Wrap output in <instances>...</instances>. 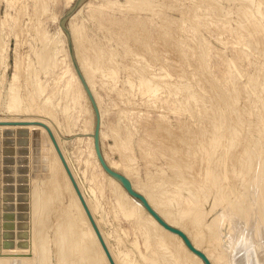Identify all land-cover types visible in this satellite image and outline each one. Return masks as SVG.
Listing matches in <instances>:
<instances>
[{
    "label": "rangeland",
    "instance_id": "rangeland-1",
    "mask_svg": "<svg viewBox=\"0 0 264 264\" xmlns=\"http://www.w3.org/2000/svg\"><path fill=\"white\" fill-rule=\"evenodd\" d=\"M47 1H46L47 10H45L46 7L39 6L36 3L37 1L35 2V0H0V122H4V120H8L7 118H9L13 115V114L8 112V109L6 107V101H7L8 95L10 93L9 92L10 89H11V92H14V88H15V92H16V90L18 91L17 92L18 97L19 98L21 97V100H23L20 102V103L24 102L21 104L20 108L21 109L29 108V111H31V112H28L25 114L23 112L17 113L18 118H20L21 121L26 120V119L31 118V117H33L35 119H39L41 117V115L39 113L36 114V113L32 112V110H34L36 106L40 105L43 102L45 96L48 95L52 90L58 89V91L61 92L64 89L63 84H64V81L67 78L68 74L67 73L63 74V72H64L65 68H68L67 67L68 61L65 58L63 59V54L58 50L59 48H57L58 45L56 46L52 42L51 43L47 42L48 44L45 42V45L42 46L44 44V41H41V40L43 38L42 35H47L50 37L54 35V33L57 31V26H59V20L66 13V11H68V9L71 8V6L75 3L76 0H70V1H72V3L67 8L64 5L65 0L64 1L63 0L62 1L61 0H59V1L58 0H54V1L53 0H47ZM84 1H83L84 3H82L81 5L85 4L88 0H84ZM137 1H139V0H137ZM148 1L149 0H147V1L142 0L137 4L139 7H143V8H138L137 5H136L137 7L135 6L136 7L135 8L134 7L135 4L132 5L133 8H130L129 6L127 7V5H128L127 0H89L90 5L94 8L96 7V10L92 11L89 14L87 12L88 10H86V8L84 7L82 9L80 15L78 16V22L79 23L81 22L80 24H82V30H83V31L81 30V32L83 33V34L81 33L82 34L81 36H82L83 44L85 47V49H84L85 53L84 54L87 55V57L90 55V58L92 57L91 59H93V58L97 59V57L94 56V54L97 53L96 55H98V60H95V61H97L99 63L96 64V62H94V59H93L92 61L95 63V66H93L94 63H92L91 66H93V71L95 73L93 75V77H94L96 91H97L98 96L101 100L102 106L107 110L106 111L107 112L106 117H105V123L109 126L108 131H107L108 136H106L105 139L103 138V141L101 142V144L103 146L100 144L103 148V152L105 153V155L110 160L116 161L117 163L119 161L120 162L119 164H121L120 166H122V168H124V167L126 168V166H127L128 169L130 168L131 171L133 170V172H131V173H133L132 174L133 179L137 180V182H140V184H142V183L145 184V186L149 187L148 189H152V192L154 191L156 193V195L159 194L158 197H160V198L162 197L161 198L162 202L164 204L168 203L165 205L163 204L164 205L163 209L165 210L167 208L168 210L166 209V211L169 213H171L173 210L174 214L171 213L172 215H169V216H173V215L178 216L177 223L181 220L184 221L183 219H179V218L183 217L185 219V216H187L186 217L187 220L185 219L186 221H184L185 223L187 221H188L187 223H189L190 220H191V222L194 221L196 218L195 215L196 216L198 215L197 218H199V216H202V217H200V219L196 218L198 221L201 220L200 225H198L199 223L197 220H195V222H197V224L192 222L190 224H185V225L190 226V228H188V226H187L188 230L192 229L191 231H188V232H193L195 230L194 228H197V230L200 229V231L195 230L198 233L194 232V234H198L196 236L199 237V232L203 233V234L202 233L200 234V236L202 235L201 237H203L201 239H203V241H205V243L203 242L204 245H202V246L211 248L210 245L212 247H213L214 243H215L214 246L217 245L216 247H218V248H216V249L214 248L215 250H213V252L217 250L215 254H218V256H219L218 258H220V260H221V257L219 254V253H221L222 258H223L222 260H225V261H223V262L220 261V263H219L218 262L219 259L216 256H212V255H214V253L212 254V252H209V253H211L212 258L215 257L218 260V261L217 260L214 261L213 262L214 264H221V262H222V264H229V263L232 264L238 257H240V258L237 260L241 259L240 261L246 262L243 264H251V263L252 264H263L264 263V245H263V243H264V205H263L264 204V199H263L264 198V182H263L264 181V175H263L264 174V171H263L264 170V139H263L264 138V85H263L264 84V82H263L264 81V79H263L264 78V75H263L264 72H262V71H264V69H263L264 65L263 66H261V65L264 64V60H263L264 59V51H263L264 50V40H262V38L264 39V35H263L264 33H262L264 30V25H263L264 21H262V20H264V0H261V1H259V0H240V1L239 0H232V3L234 5L231 4V2H230L231 0H229V1L226 0L229 3V4L227 3V5H225L226 2L223 3V1H225V0H205V1L204 0H186V1L180 0L181 2H179L178 0H174V1H176V4L172 0H170V1L169 0H162V1L161 0H153V1L150 0V1H152L151 3H149L150 1L149 2ZM233 1H235V2H233ZM241 1H242V3H241ZM144 2H146V4H143ZM155 2L158 3L157 9L153 8L156 5V4H154ZM173 2H174V4H173ZM246 2L249 3V4H247L248 6L246 5L248 8L246 6H244ZM254 2H256V4ZM160 3L167 5V6H164V5L159 6V5H161ZM113 4H116V5H113ZM147 4H148V6H147ZM172 4L174 5V7ZM178 4H182V6L178 5ZM81 5L79 7H81ZM109 5L111 8L109 7ZM117 5L118 6L120 5V7H118ZM142 5H145V7ZM150 5H152V6H150ZM157 5H156V7H157ZM231 5H233V6H231ZM98 6H99V8H98ZM163 6H164V10H161V8H163ZM237 6L238 7L242 6V7H240V9H236V12H235L234 7L237 8ZM23 7H25V9L26 8L27 9L25 10ZM146 7L147 8L149 7V8L146 10L145 9ZM159 7H160V10H158ZM245 7H246V9H245ZM41 8H43V9H41ZM100 8H102V9H100ZM137 8L140 10H138ZM175 8H177V9H175ZM189 8H191L193 11ZM202 8H203V10H202ZM242 8H244L245 10ZM125 9L131 10V13L129 10L125 11ZM136 9H137V13H135ZM141 9H142V11H141ZM133 10H134V12H132ZM223 10L225 11L226 15H225ZM228 10H229V12H228ZM248 10H249V12H246ZM251 10H253V11L251 12ZM44 11L48 12V13L46 12L47 15H44ZM122 11H124V12H122ZM161 11H163V13L160 14ZM209 11H211L213 13H211ZM240 11H242L243 14ZM139 12H142V13H139ZM191 12H192V14H191ZM250 12L252 13V15ZM40 13H41V15H40ZM216 13H217V15H216ZM228 13H230L229 14L230 16L227 15ZM249 13H250L252 19H251L250 15L248 16ZM152 14H154V15H152ZM194 14H196V16H194ZM206 14H207V16H206ZM50 15H54V17L57 15L56 16V17H58L57 23L55 22V20H52V16H50ZM137 15H139V16H137ZM150 15L153 17L151 18ZM187 15H188V17H191L190 15H193L192 18H194V19L189 18V20L190 19H191L190 21L193 20L194 25L190 21H188V17L187 18L183 17L184 19H182L181 16H187ZM243 15H244V17H243ZM254 15H255V17H253ZM40 16H42V17H40ZM88 17L91 19H89ZM44 18H47V20ZM96 18L98 21L96 20ZM210 18H213V19H210ZM218 18H220V19H218ZM216 19H217V21H216ZM225 19L228 21H225ZM249 19H251V20L249 21ZM257 19L261 20L260 22H262L261 23L262 26L260 25V23L258 22L259 20H257ZM37 20L39 21V23L41 21V23H40L41 25L38 24ZM202 20H203V22H202ZM220 20H221V22H220ZM253 20H255V22ZM124 21H125V23H124ZM187 21L189 24H187ZM180 22L183 25L182 24L180 25ZM194 22L197 25H195ZM218 22H219V25H217ZM224 22H225V24H224ZM246 22H247V24H246ZM108 23H109V26H108ZM138 23L141 25V27ZM190 23H191V26H190ZM208 23H210V24H208ZM239 23H241V24H239ZM244 23L246 24V26ZM248 23H250V24H248ZM255 23H257L259 25L255 24ZM36 24H37V26H36ZM173 24L176 27L173 26ZM215 24H216V26H215ZM221 24H222V26H221ZM227 24L229 25V29H228ZM235 24H237V25H235ZM242 24H244V25H242ZM12 25L14 26V28H12L13 27ZM66 25H67V23H66ZM102 25H105L104 28ZM165 25H166V28H165ZM187 25L189 26V28L187 27ZM255 25H257V27H260V28H258L259 31L255 30V29H257V28H255ZM178 26H181V27L178 28ZM195 26H196V28H194V29L197 32L194 31V29L190 30V28L195 27ZM204 26H208L209 28L204 27ZM214 26L217 27L219 30H217V28H215ZM16 27L18 28L17 31L15 29ZM120 27H121V29H120ZM134 27H138V28L134 29ZM157 27L159 29H157ZM162 27L165 29V31H163ZM235 27L238 29H235ZM250 27H251V30L250 29L248 30V28H250ZM59 28H60V26H59ZM177 28L181 29V30H177ZM24 29H25L26 33H24L25 32ZM60 30H61V28H60ZM108 30H109V33H108ZM158 30L160 31V33L158 32ZM227 30H228V33H227ZM242 30H243V32H242ZM252 30L254 32L257 31L258 34H257V32H255L257 34V35H255V33ZM42 31H43V33H42ZM105 31H107V32H105ZM135 31H136V33H135ZM138 31H141L142 33L138 32ZM162 31L164 32V34ZM16 32H18V33H16ZM61 32H62V30H61ZM117 32H118V34H117ZM161 32L163 35L166 36V38H165V36H163L161 34ZM190 32H192L193 34ZM239 32H240V34H242L241 38H240ZM248 32L250 34H248ZM251 32H253L254 35H253V33L251 34ZM106 33H108V34H106ZM144 33H145V35H144ZM153 33L155 35H153ZM126 34H128L127 38H126ZM169 34L171 37L169 36ZM185 34H190L193 37H191L190 35L186 36ZM63 35H64V33H63ZM83 35H85V36L83 37ZM25 36H26V38H23ZM38 36L40 37L41 40L39 39ZM141 36H143L144 38L143 37L141 38ZM160 36L162 37L163 40L159 39ZM246 36H247V38L243 39V37H246ZM248 36H249V38H248ZM70 37H71V35H70ZM237 37H239V38H237ZM64 38H65L68 57H69L71 66L73 68L65 35H64ZM85 38H87V39L85 40ZM124 38H125V40H124ZM130 38L133 41H131ZM145 38L148 40H146ZM258 38H260V39H258ZM108 39H109L110 43L106 42V41H108ZM126 39H128V41ZM238 39H240V40H238ZM246 39H248V41ZM39 40H40V44H38ZM84 40L85 41L89 40V41L84 43ZM134 40L137 42L135 43ZM159 40H162L164 42L159 41ZM237 40H238V42H237ZM34 41L36 43H34ZM126 41H127L128 45H125ZM146 41H147V44H150L149 46L147 45L148 47L146 46L147 48L150 49V47L153 45L152 48L155 47L156 49L151 48L150 49L151 51L149 49L144 50L145 48L142 45L145 46ZM186 41H188V42L186 43ZM203 41H204V43H203ZM92 42L95 45H93ZM240 42H242L243 44ZM245 42L246 43L248 42L249 46H247L248 43L246 44ZM41 43H42V45H41ZM89 43L92 45H90ZM163 43H165V44H163ZM239 43L243 46H241ZM21 44H22V47H21ZM49 44H52V47ZM53 44L55 45V48H54ZM139 44L140 45L142 44V45L140 46ZM201 44H203V45H201ZM235 44L236 45L238 44L240 46L237 45V47H236ZM259 44H261V45H259ZM34 45H35L36 50L33 49ZM162 45L165 47H163ZM185 45L187 47H184ZM198 45H200V46H198ZM72 46H73V43H72ZM91 46H93V50L90 49V48H92ZM126 46H127V48H125ZM178 46H180V48ZM191 46H192V49H190ZM246 46L248 47V49L245 48ZM44 47H46L47 49ZM94 47L96 48V50ZM141 47L144 49H142ZM255 48H257L258 51ZM40 49H42V50H40ZM52 49H53L54 53L51 52ZM106 49H108V51ZM115 49H116V51H115ZM123 49L126 51H124ZM135 49H137V50H135ZM165 49H166V51H165ZM236 49H238V50H236ZM49 50H51V51H49ZM73 50H74V48H73ZM138 50H142V51H138ZM147 50L150 52H152V51L153 52L150 54V52L147 53ZM192 50H193V52H192ZM39 51H40V53L41 52H45V53H41V54H43V57H42L43 63L42 64L39 63V65H38L35 62L37 61V58H39L38 57L39 55L42 56L41 54L37 53ZM90 51H92V53H93L92 56H91L92 53ZM93 51H96V52H93ZM113 51H114V53H113ZM127 51H129V52H127ZM177 51L179 54L177 53ZM203 51H205V52H203ZM245 51H246V56L242 55L245 53ZM124 52H126V53H124ZM73 53L75 55V51H73ZM88 53H90V54H88ZM103 53L106 54L105 55L106 57L104 56ZM131 53H133L134 55H132ZM146 53L148 55H152V56L151 57L147 56ZM257 53H258V55H257ZM32 54L36 58H33L34 56H32ZM53 54L55 56L56 55L57 56L55 57V56H53ZM126 54H127V56H126ZM197 54H199V55H197ZM204 54H206V55H204ZM18 55L21 57V59L19 58ZM25 55H26V57H25ZM99 55L101 56V58L103 57L102 61L99 60V59H101V58H99L100 57ZM181 55L183 56V58L181 57ZM192 55H194V56L192 57ZM109 56H110V59H109ZM179 56H180V58H179ZM242 56L249 59V62L247 59L243 58ZM53 57H55V58H53ZM260 57H262V58H260ZM16 58H17V60H16ZM25 58H27V59H25ZM104 58L108 59V60H105ZM112 58H114L113 61H111ZM19 59L21 60L22 64L20 63V61H18ZM164 59H166V60H164ZM191 59H193V60H191ZM200 59L201 60L203 59V62H205V63H203ZM223 59H225V61L226 60L227 61L225 62ZM52 60H54V61L52 62ZM59 60L63 61V62L61 63ZM75 60L77 61L76 58H75ZM231 60H232V62H231ZM108 61H110L112 63H110ZM142 61H144V62H142ZM184 61H186V63ZM18 62L20 63L21 67L19 66ZM30 62H32V64ZM59 62H60V64H58ZM105 62L108 63V65ZM113 62L115 63V65L113 64ZM26 63H27V66L29 64L28 68L26 66ZM90 63H91V60H90ZM189 63H190V65H189ZM232 63L234 65H232ZM16 64H18V66H19V68H21L22 72L20 70L18 71L19 68L16 66ZM46 64L47 65L50 64V65H48V67H47ZM51 64H53V66ZM61 64H62V66H61ZM77 64H78V62H77ZM99 64L101 67L97 66ZM138 64H140V66ZM198 64H199V66H198ZM205 64H206V66H205ZM227 64H229V65H227ZM250 64H252V65H250ZM255 64H257V65H255ZM30 65L31 66L33 65L32 67L34 69H32ZM187 65H188V67H186ZM201 65L203 66V68ZM40 66H41V69H40ZM59 66H60V68H59ZM96 66H97V69H99L98 70V72H100L99 74L103 73L102 77L98 76L99 75V74H97L98 72L96 73V71H97ZM112 66H114V67L117 66V67H115L116 69H113V71H112ZM44 67H45V69H44ZM51 67H52V69H51ZM228 67L229 68L231 67V70ZM16 68H17V72H16ZM25 68H27V69L25 70ZM29 68H31L32 70ZM121 68H122L123 72L121 71ZM140 68H141V70H140ZM199 68H200V71H199ZM261 68H262V70H261ZM37 69H38V72H36ZM125 69H127V70L125 71ZM130 69H132V70L130 71ZM182 69H183V71H182ZM227 69L229 72L227 71ZM42 70H43V72H42ZM73 70H74V68H73ZM103 70H107V71H103ZM142 70H144V71H142ZM33 71L35 72V74ZM109 71H110L109 75L112 76L111 77L112 80H113V76H114L113 82L110 79L108 73H106ZM190 71H191V73H190ZM19 72H21V73H19ZM74 72H75V70H74ZM114 72L117 73V75H115ZM200 72H202V73H200ZM227 72L230 73V75L226 74ZM251 72H252V74H250ZM261 72H262V74H261ZM18 73H19V75H18ZM37 73H39V74H37ZM15 74L18 75L19 78ZM36 74L38 75V77L36 76L37 78L34 77ZM60 74H63L62 75L63 77H59V76H61ZM183 74L185 76H187L189 74L188 76H190V77L187 76L188 78L187 77L185 78V76ZM259 74L262 75L263 78H260L261 76ZM20 75H22L21 78H20ZM57 75H59V76H57ZM104 75L108 76L109 78L108 77L106 78ZM135 75L137 76V78L135 77ZM14 76H16V78H14ZM54 76L55 77L57 76L60 78L58 80L59 82L55 80ZM128 76L130 77V79L134 83H132L131 80L130 81L128 80L129 79ZM195 76H197V77H195ZM221 76H222V78H221ZM229 76H231V77H229ZM125 77H127L128 82H126ZM131 77L132 78L134 77L133 78L134 80ZM165 77H167L168 79H166ZM192 77H194L193 78L194 80L192 79ZM202 77L204 78L205 81L203 80ZM219 77H220V80L218 79ZM32 78H34V79L31 81ZM51 78H52V80H51ZM117 78H118V80H117ZM138 78H139V80H136ZM147 78H148V80H147ZM181 78H182V80H181ZM15 79H17V80H15ZM96 79H98V80H96ZM115 79L117 80V82ZM201 79H202V82H200ZM191 80H192V82H191ZM214 80H215V82H213ZM257 80H259V82ZM16 81H17V83H15ZM24 81H26V82H24ZM101 81L103 83H105V87ZM12 82H13V84H12ZM19 82H20V84H18ZM115 82H116V84H115ZM136 82H138L137 85H136ZM216 82H217V84L218 83L219 84L217 85ZM23 83H24V85H23ZM31 83H32V85H27V84H31ZM38 83H40V85L43 86L44 91H43V93H41L42 95L41 94H39V96L36 95L37 97H39V99L37 98L34 100L35 90H33V89H36V86ZM99 83H100V86H98ZM108 83H110V84L112 83L111 86H109L110 84H108ZM15 84L17 86H15L14 88H11ZM107 84H108V86H106ZM113 84H115V85H113ZM126 84L127 85L129 84V85L127 86ZM181 84H184L186 87H184ZM34 85H35V87H34ZM130 85H131V87H130ZM174 85H175V87H174ZM207 85H209L210 87ZM261 85H263V86H261ZM112 86L114 88L110 91ZM162 86H163V88H162ZM168 86H169V88H168ZM172 86H173V88H172ZM200 86L203 88V90ZM129 87H130V89H129ZM187 87H189V88H187ZM190 87H191V89H190ZM253 87H254V90L252 89ZM22 88H25V90H23ZM126 88H127V90L124 91V89H126ZM155 88H157V90H159V91H157ZM185 88L188 90H186ZM261 88H263V89L261 90ZM120 89L121 90L123 89L122 91L125 92L128 96L125 93L124 94L121 92L119 93V91H121ZM218 89L220 91H218ZM233 89H236L235 90L236 92H233ZM244 89H245L246 93L243 92ZM153 90L155 92H153ZM185 90H186V92H185ZM24 91H26V92H24ZM253 91H254V94H253ZM259 91H260V93H259ZM193 92L195 93L194 96H193ZM31 93H33V94H31ZM198 93L200 96L198 95ZM210 93L213 95L215 94V95L213 96ZM244 93H245V95H243ZM247 93H250V94L247 95ZM222 94H223V96H222ZM123 95H124V97H121L122 99H120L119 97L123 96ZM185 95H188L189 98ZM117 96H119V97H117ZM217 96H218V98L216 99ZM219 96H220V98H219ZM252 96H253V98H252ZM258 96H259V98H258ZM25 97L28 98L29 101H26L28 99L25 100ZM195 97H196V99H195ZM190 98H192L191 99L192 102L190 101ZM237 98H239V99H237ZM247 98L248 99L250 98V99L247 100ZM187 99H188V103L186 102ZM200 99H202V100H200ZM255 99H258V100H255ZM219 100H220V102H218ZM37 101H38V103H37ZM174 101H176V102L179 101V102L176 103ZM184 101H185V103H184ZM222 101H223V103H222ZM173 103H174V108L172 105ZM225 103L226 104L229 103V104L226 105ZM62 104L63 103L60 102V104L57 106V108H55L56 112L58 111V109L61 106H63ZM193 104H194V106L192 107ZM113 105H114V107H113ZM196 105L198 108L196 107ZM224 105H226V106H224ZM185 106L186 107L189 106L190 108L187 107L189 110ZM216 107L220 108V110ZM216 109H218V110L216 111ZM224 109H225V111H224ZM228 109H230V110H228ZM177 110H179V111H177ZM198 110L199 111L201 110V111L198 113ZM182 111H184L185 113ZM190 112L192 113V115ZM200 113L202 114V116ZM123 114H124V116H122ZM72 115L75 116V113H72ZM87 116H88L87 114L79 116L77 123H80L82 121V119L84 117H87ZM199 116H200V118H199ZM58 117L61 120L62 117L60 116V114H58ZM261 117H263L262 118L263 121H261ZM119 119H122V120H119ZM14 120H19V119H14ZM115 122H117V123H115ZM179 123H182L183 125L179 124ZM117 124H118V126H117ZM0 126H3V125H0ZM161 126H162V128H161ZM163 126H165V127H163ZM22 127H24V126H22ZM151 127H152V129H151ZM168 127L171 129H169ZM13 128L14 127H11L10 130H5V129H3L2 131L0 130V260H1L0 262L2 264H7V262H8V264H9V262H10V264H14V263L15 264H44V263L45 264H73L76 261L74 264H77V263L78 264H92V263L100 264L103 261H101L102 260L101 258H99L100 261H99V259H96V257L98 258V256H97V254L96 255L94 254L95 249L91 245H90L91 247L89 246L90 242L88 241V239L85 236L86 232H85V230H83V226H82L83 224L82 223H79L80 225L78 224V222H77L78 220H76L74 217L73 209L71 208V206L68 207L71 204V202L69 203L70 197H69L68 192L66 190L64 191V189L61 185V182H62L61 179L59 177H56L55 181L57 180V183H55V181H53L51 183H54V184H52V186L50 185L51 184L49 181L50 179L47 176V175H49V173H48L49 171H47L48 169H47V165H46L48 160H47L46 155L41 154V152L44 153L42 151L43 140L40 137H38L39 138L38 140H37V138H34V142H32L33 140L32 141L30 140L29 133L27 131L20 130L19 128L13 130ZM129 128H130V130H129ZM261 128H262V130H261ZM114 129H116V131L118 130L117 133H119L120 135L117 134ZM150 130H151V132H150ZM159 130H161L163 133L160 132ZM113 131L115 132V134ZM158 131H159V133H161L160 135H159ZM168 131L170 132L169 136L167 134V133H169ZM257 133L261 134V135H258ZM156 135H159V136H156ZM153 136H154V138H153ZM170 137H171V139H170ZM74 138H75V135H70L68 137V139L67 138L65 139V141H66V143H64L65 144V152H66L71 164L73 165V168H75V170L77 169L76 171L78 173L79 180L82 181L85 192L90 193V191H91L90 189H92V190L96 189V186H94L92 184V182L88 181L89 180V174H90L89 172L91 171V166L89 164H87V162H86L87 160H85L88 158V149H85L86 148L85 143L77 144L75 142ZM127 138H129L130 140H128ZM257 138H259V139H257ZM73 139H74V141H73ZM156 139L159 141H157ZM35 140H37V141H35ZM177 140H178V142H177ZM260 140H263V141H260ZM160 141H161V145L159 144ZM166 141H169V142L166 143ZM38 142L39 143L41 142V143L39 144ZM75 143H76V146H75ZM172 143H174L176 145H173ZM179 143L181 145H179ZM32 144L35 146H33ZM242 146L243 147L246 146V147H244V149H243V148H241ZM34 147H36L37 149ZM167 147H170V148H167ZM238 147H240V148H238ZM139 148L141 149V151ZM39 149H41V150H39ZM76 150H77V152H76ZM261 150H262V152H261ZM38 151H39V153H38ZM141 152H142V154H141ZM143 152H144V155H143ZM157 152H159V153H157ZM161 155H162V157H161ZM39 157H40V162H39ZM149 157L151 159H149ZM43 158L45 160H43ZM120 158H121V160H120ZM128 159H131V160H128ZM166 159H169V160L166 161ZM171 160L174 161L173 164H172L173 161H171ZM133 161L136 163V166H135V163H133ZM82 162H84V164ZM183 162H184V164H183ZM123 163H125V164H123ZM132 163L135 166V168L132 167L133 165L131 166ZM145 164H147V165H145ZM83 167H85V168H83ZM136 168H138V169H136ZM180 168H182V169H180ZM134 169H136L135 172H134ZM160 170L162 171V173ZM136 171H138L137 173H139V174H137ZM260 173H262V174H260ZM136 175L138 176V178ZM135 176H136V178H135ZM160 177L162 178V180ZM163 177L165 178V181H164ZM185 177H187V178H185ZM147 179H148V181H147ZM261 179H262V181H260ZM158 180L162 183H160ZM255 181H257V182H255ZM88 182H89V185H88ZM158 182H159V184H158ZM102 183L103 184L101 185V188H99V189L97 188V191L99 192L101 189V190H103V192L100 191L102 193L99 192L100 194L98 196V192L95 191L97 203H98V205H100V206L97 205L98 209L100 210V208L102 207L101 208L102 211L98 210V215L103 218V221H104V225L102 222L103 230L105 232L106 231L109 232V234H110V236H109L110 245L113 247L114 250L117 251L119 249L118 251L121 252V254H120L121 260L123 262L129 261L130 264H133V263L134 264H144V263L145 264H148V263L154 264L155 261H153V259L150 261V259L152 258V256L154 258H156L155 256H157L159 259L156 258V261L158 262V260H161L160 262H158L160 264H173V261L176 264V262H175L176 258L175 257L177 254L176 251H178V249H176V251L174 252L175 255L173 253L174 249L173 248L171 249L172 250L171 253H173L172 255H174L175 257L170 255L171 254L169 252L170 249L167 248V247L171 248V246H169L170 243H168V242L164 243L162 241V239H160L158 237L160 239V240H158L159 246L161 245L160 247H162V248L157 247L158 245H154V244H155V241L157 244H158V242L155 239V237H154L155 240L153 239V237H152L153 240L151 239V235H150L151 233L150 232L148 234L146 229L140 231V229H138L136 227V224L135 223L133 224V221L130 219L128 220L127 218H125L127 220H124V218H122L124 215H121V213L124 214L123 210L117 205V201H116L117 197L116 196L114 197V193H113V195H111L112 194L111 191H110L111 194L109 193V189H107L108 187L105 185V181H103ZM57 184L59 185V188H60L59 192L61 194L59 192H57V189L55 188V185H57ZM154 184H156V185H154ZM53 185H54V188H51V187H53ZM151 185L152 186L154 185V186L152 187ZM158 185H161V186H158ZM43 186H44V188H43ZM92 186H94V187H92ZM255 186H257V187H255ZM61 187H62V189H61ZM154 188L157 191L153 190ZM60 190H62V192ZM51 191H53L54 194ZM158 191L160 193H158ZM165 191H168V192L166 193ZM175 191H177V192H175ZM165 193H166V195H165ZM170 194H171V196H170ZM61 195H63L64 198ZM66 195H67V197H66ZM162 195L164 196L165 199L163 198ZM174 196H175V198H174ZM47 197H48V199H46ZM100 197H102V198H100ZM172 197H173V199H171ZM57 198H60V200ZM113 199H115V200H113ZM182 199L184 202L182 201ZM195 201H199V202L196 203ZM261 201L263 203H260ZM66 202H67V204H66ZM175 203H177L178 205ZM184 203L187 205V208L185 207L186 205ZM195 204H197V206ZM243 204H244V206H243ZM166 205H169L170 207L169 206L166 207ZM191 205H192V208L195 207L194 208L195 210H193V209L190 210L191 212L193 211L192 214H191V212H189V215L188 214L186 215V213L189 211V208H191ZM110 206H111V208H110ZM174 206H175L176 211L173 208ZM177 206H180V207H178L179 209L176 208ZM115 207L117 209L120 208V210H117ZM184 207H185V210H184ZM62 208H64V209H62ZM112 208L114 209L113 211H112ZM233 208H234V210H233ZM65 209H67V211ZM69 209H71V210L69 211ZM186 209H188L187 212H186ZM196 209H197V211H196ZM237 209H239V210H237ZM183 210H184V212H183ZM228 210H230V211H228ZM120 211H122V212L120 213ZM179 211H181L183 213H181V212L176 213ZM63 212H65V213L67 212L66 213V216H67L66 219L64 216L65 213H63ZM229 212L231 215H229ZM71 213H72V217H71ZM99 213H101V215ZM235 213L237 214V217H236ZM242 213H243V215L241 216ZM181 214H182V217H181ZM183 214H184V216H183ZM174 216L172 217V219L176 217V216L175 217ZM229 216L231 217V219H229L230 218ZM234 216L236 218H234ZM73 217H74V220H73ZM232 218H234V220L236 219L238 222H235L236 220L234 221V220H232ZM105 219L107 220V222ZM174 220L176 221L177 219H174ZM74 221H76V222H74ZM181 223L183 224V222H181ZM214 223H215V225H214ZM73 224H75V226ZM110 225H111V228H110ZM194 225H198L199 228L194 226ZM208 225L210 228L208 227ZM71 226L76 227V228H73ZM132 228L136 229V231L139 232V234L137 233V235H136L135 230H132L133 232H130ZM79 229H80V231H79ZM90 229H91V227H90ZM113 229L115 230V234H114ZM184 229H186V227H184ZM204 230H206V231H204ZM207 230H210V231H207ZM119 231H120V233H119ZM78 232H80V233H78ZM83 232H84V234H83ZM92 233H93V231H92ZM141 233H143L142 235L143 236L145 235V236L143 237L141 235ZM208 234H209V236H208ZM78 235H80V236H78ZM206 235H207V237H206ZM133 238H134V240H132ZM145 238L147 239L146 243H149L148 240H150V239L154 242V243H152V241H150L152 243L151 248H149V246H148L151 243H149L147 245L148 247L146 246L147 247L146 249H145V247H144V249L142 248L143 246H141V245H144L143 243L146 240ZM86 239H87L88 243H87ZM60 240H62V241H60ZM237 240H238V242H236ZM249 240H250V242H249ZM81 241L83 242V244ZM160 241H162L163 243L161 242V244H160ZM247 241H248V243H246ZM42 242H43V244H42ZM117 242H118V246H117ZM212 242H214V243H212ZM255 242H257V243H255ZM251 243H253V244H251ZM86 244H87V246H86ZM163 244H164V246L166 244L167 247L164 248L162 246ZM243 244H244L245 249L247 248L249 251V252H247V250H246V252L253 254V255L247 254L245 252V250H242ZM245 244H248V245H245ZM72 245H73V248H72L73 251H71V248H70V247H72ZM98 246H99V244H98ZM74 247H75V249H74ZM88 247L91 249L89 250ZM239 247H240V249H239ZM86 248H88L87 251H86ZM153 248H154V250H153ZM234 248H236L235 250L238 249L236 251V252H239V253H237V255L234 252L235 251ZM249 248H251V249H249ZM255 248H257V249H255ZM156 249H158L157 252H161V253H158L156 255L155 254ZM74 250H75V252H74ZM151 250L155 251V253H154L155 255L150 254L151 257L149 258L148 255H149V252L151 253ZM210 250L212 251V249H210ZM218 250L220 252H218ZM138 251L140 253H138ZM221 251H223V252H221ZM231 252L234 253L235 256L231 255L232 254ZM243 252L247 255L248 261L242 260V259H246L245 256L242 255ZM63 253H64V255H63ZM122 253H124V254H122ZM143 253L148 254L147 255L148 259L144 258L146 256L143 255ZM255 253H258V255ZM79 254L81 255V257ZM93 254L95 256H93ZM178 254H177L178 255L177 260L179 259L181 262L177 261V260L176 261H177V264H179L178 262H180V264H181V263H183L182 261H185L186 259L182 260L183 256H181L180 253H178ZM229 254L231 257L237 256L236 259L230 258ZM67 255H69V256H67ZM249 255H250V257H253V259L250 258ZM171 256H172V259L175 258V260H172ZM243 256H244V258H243ZM255 256H257V257H255ZM83 257H84V259H83ZM93 257H95V258H93ZM161 257H162V259H161ZM163 257L165 258V260H163L164 259ZM123 258L126 260H124ZM140 258H144V259L141 260ZM215 258H213V259H215ZM229 258L231 259V261H229L230 260ZM92 259H96V260H98V262H96V261H95L96 263L92 262L91 261ZM11 260H12V263H11ZM20 260H21V262H20ZM67 260H69V261H67ZM232 260H233V262H232ZM71 261H72V263H71ZM80 261H81V263H80ZM147 261H148V263H147ZM165 261H167L169 263H167ZM187 261H189V260L185 261L186 264L191 263L190 261L189 262H187ZM250 261H251V263H250ZM247 262H249V263H247ZM194 264H195V262H194Z\"/></svg>",
    "mask_w": 264,
    "mask_h": 264
},
{
    "label": "bare ground",
    "instance_id": "bare-ground-1",
    "mask_svg": "<svg viewBox=\"0 0 264 264\" xmlns=\"http://www.w3.org/2000/svg\"><path fill=\"white\" fill-rule=\"evenodd\" d=\"M37 1V2H36ZM46 1L47 0H35V2L39 5V6H41V7H46ZM54 1V0H53ZM59 1V0H58ZM62 1V0H61ZM64 1V0H63ZM140 1H142V0H139V1H135V0H127V7L129 6L130 8H133V6L132 5H134V7L140 2ZM144 1H147V0H144ZM150 1V0H149ZM148 1V2H149ZM153 1V0H152ZM152 1H150L149 3H151ZM162 1V0H161ZM160 1V2H161ZM170 1V0H169ZM172 1H174V0H172ZM171 1V2H172ZM179 2H181L180 0H178ZM186 1V0H185ZM205 1V0H204ZM227 1H229V0H227ZM226 0L225 1H223V3L224 2H226V4L225 5H227V2ZM240 1V0H239ZM238 1V2H239ZM259 1H261V0H259ZM48 2V1H47ZM85 2V1H84ZM83 2V3H84ZM147 2V3H148ZM175 2V4H176V1H174ZM174 2H173V4H174ZM194 2V1H193ZM201 2V1H200ZM231 2V4H233L232 3V0L230 1ZM233 2H235V1H233ZM249 2V1H248ZM53 3V2H52ZM72 3V1H70V0H65L64 1V5H65V7L67 8L70 4ZM109 3V2H108ZM113 3V2H112ZM170 3V2H169ZM168 3V4H169ZM237 3V2H236ZM241 3H242V1H241ZM255 4H256V2H254ZM263 3V2H262ZM125 4V3H124ZM143 4H146V2H144ZM154 4H158V3H154ZM161 5H159V6H162V5H164V4H162V3H160ZM172 4V5H173ZM218 4V3H217ZM229 4V3H228ZM247 4H249V3H245V5L244 6H246ZM251 4V3H250ZM101 5V4H100ZM104 5V4H103ZM106 5V4H105ZM113 5H116V4H113ZM140 5V4H139ZM153 5V4H152ZM152 5H150V6H152ZM156 5L153 7L154 9L156 8H158V5H157V7H156ZM171 5V6H172ZM178 5H181L182 6V4H178ZM194 5V4H193ZM234 5V4H233ZM233 5H231V6H233ZM239 5V4H238ZM112 6V5H111ZM118 6V5H117ZM125 6V5H124ZM138 6V5H137ZM136 6V7H137ZM142 6H144L145 7V5H142ZM147 6H148V4H147ZM164 6H167V5H164ZM164 6H163V8H161V10H164ZM184 6V5H183ZM190 6V5H189ZM209 6V5H208ZM229 6V5H228ZM248 6V5H247ZM246 6V7H247ZM255 6V5H254ZM258 6V5H257ZM263 6V5H262ZM86 8V10H88L87 12L90 14L92 11H95L96 10V7L94 8V7H92L91 5H90V3H89V0L85 3V4H83V5H81V7H79L76 11H75V13H73V15L67 20V28H68V30H69V32H70V35H71V41H72V43H73V48H74V50L73 51H75V58L77 59V62H78V64H79V68H80V70H81V73L83 74V77H84V79H85V81H86V83H87V85H88V87H89V89L91 90V93H92V95H93V97H94V99H95V102L97 103V106H98V109H99V113H100V130H99V139H100V144H101V142L103 141V138L105 139V137L106 136H108L107 135V131H108V128H109V126L105 123V117H106V109L102 106V104H101V100H100V98H99V96H98V93H97V91H96V87H95V82H94V77H93V75L95 74L94 73V71H93V66H95V63L94 62H96V64L97 63H99V62H97V61H95V60H98V55H96V54H94V56H96L97 57V59H94V62L92 61L93 59H91L90 58V55L87 57V55H85L84 53H85V51H84V49H85V47H84V44H83V40H82V32H81V30H82V24H80L79 22H78V16L80 15V13H81V11H82V9L83 8ZM103 7V6H102ZM105 7V6H104ZM109 7H110V5H109ZM108 7V8H109ZM118 7H120V5L118 6ZM135 7V8H136ZM169 7V6H168ZM173 7H174V5H173ZM203 7V6H202ZM240 7H242V6H240ZM240 7H238L237 6V8H235L234 7V9H235V12H236V9H240ZM246 7H245V9H246ZM259 7V6H258ZM257 7V8H258ZM24 9H25V7H23ZM98 8H99V6H98ZM106 8V7H105ZM111 8V7H110ZM138 8H143V7H139L138 6ZM137 8V9H138ZM149 8V7H148ZM147 7L145 8L146 10L148 9ZM166 8V7H165ZM193 8V7H192ZM209 8V7H208ZM226 8V7H225ZM229 8V7H228ZM231 8V7H230ZM248 8V7H247ZM251 8V7H250ZM27 9V8H26ZM25 9V10H26ZM33 9V8H32ZM41 9H43V8H41ZM100 9H102V8H100ZM137 9H136V12L135 13H137ZM152 9V8H151ZM150 9V10H151ZM171 9V8H170ZM175 9H177V8H175ZM189 9H191V8H189ZM207 9V8H206ZM242 9H244V8H242ZM244 9V10H245ZM252 9V8H251ZM255 9V8H254ZM263 9V8H262ZM34 10V9H33ZM45 10H47V7L45 8ZM106 10V9H105ZM127 10H129V9H127ZM126 9H125V11H127ZM135 10V9H134ZM134 10L132 11V12H134ZM138 10H140V9H138ZM153 10V9H152ZM158 10H160V7H159V9ZM185 10V9H184ZM192 10V9H191ZM202 10H203V8H202ZM205 10V9H204ZM211 10V9H210ZM219 10V9H218ZM226 10V9H225ZM230 10V9H229ZM229 10H228V12H229ZM98 11V10H97ZM117 11V10H116ZM119 11V10H118ZM130 11V13H131V10H129ZM141 11H142V9H141ZM193 11V10H192ZM207 11V10H206ZM221 11V10H220ZM224 11V10H223ZM253 10H251V12H252ZM260 11V10H259ZM26 12V11H25ZM43 12V11H42ZM47 11H44V15H47V13H46ZM100 12V11H99ZM122 12H124V11H122ZM146 12V11H145ZM149 12V11H148ZM159 12V11H158ZM157 12V13H158ZM199 12V11H198ZM205 12V11H204ZM209 12H211V11H209ZM216 12V11H215ZM239 12V11H238ZM241 13H242V11H240ZM246 12H249V10L248 11H246ZM250 12V13H251ZM255 12V11H254ZM39 13V12H38ZM46 13V14H45ZM139 13H142V12H139ZM161 13H163V11H161L160 12V14ZM182 13V12H181ZM184 13V12H183ZM211 13H213V12H211ZM224 13H225V11H224ZM240 13V14H241ZM245 13V12H244ZM250 13L248 14V16L250 15ZM180 14V13H179ZM189 14V13H188ZM191 14H192V12H191ZM198 14V13H197ZM230 13H228L227 15H229ZM243 14V13H242ZM241 14V15H242ZM260 14V13H259ZM33 15V14H32ZM40 15H41V13H40ZM43 15V16H44ZM152 15H154V14H152ZM182 15V14H181ZM205 15V14H204ZM209 15V14H208ZM211 15V14H210ZM213 15V14H212ZM216 15H217V13H216ZM215 15V16H216ZM225 15H226V13H225ZM251 15H252V13H251ZM251 15H250V17H251ZM34 16V15H33ZM50 16H52V20H55V22L57 23V21H58V17H54V15H50ZM137 16H139V15H137ZM151 16V15H150ZM156 16V15H155ZM191 17H188V15L187 16H181L182 17V19H184L183 17H188V21H190L191 19H194V18H192V16L193 15H190ZM194 16H196V14H194ZM198 16V15H197ZM206 16H207V14H206ZM230 16V15H229ZM236 16V15H235ZM238 16V15H237ZM39 17V16H38ZM40 17H42V16H40ZM49 17V16H48ZM153 16H151V18H152ZM211 17V16H210ZM219 17V16H218ZM243 17H244V15H243ZM246 17V16H245ZM253 17H255V15L253 16ZM30 18V17H29ZM89 18V17H88ZM157 18V17H156ZM165 18V17H164ZM163 18V19H164ZM189 18H191L190 20H189ZM196 18V17H195ZM199 18V17H198ZM227 18V17H226ZM237 18V17H236ZM239 18V17H238ZM242 18V17H241ZM262 18V17H261ZM35 19V18H34ZM44 19H46L47 20V18H44ZM89 19H91V18H89ZM203 19V18H202ZM210 19H213V18H210ZM218 19H220V18H218ZM224 19V18H223ZM245 19V18H244ZM243 19V20H244ZM251 19H252V17H251ZM251 19H249V21L251 20ZM254 19V18H253ZM29 20V19H28ZM49 20V19H48ZM96 20H97V18H96ZM138 20V19H137ZM160 20V19H159ZM200 20V19H199ZM206 20V19H205ZM204 20V21H205ZM209 20V19H208ZM230 20V19H229ZM246 20V19H245ZM257 20H259L258 22L260 23V25H261V23L262 22H260L261 20L260 19H257ZM98 21V20H97ZM96 21V22H97ZM162 21V20H161ZM183 21V20H182ZM188 21H187V24H189L188 23ZM211 21V20H210ZM214 21V20H213ZM216 21H217V19H216ZM225 21H228V20H226L225 19ZM241 21V20H240ZM247 21V20H246ZM254 22H255V20H253ZM262 21H264V20H262ZM37 22H38V24L39 25H41L40 23H41V21H40V23H39V21L37 20ZM36 22V23H37ZM95 22V21H94ZM140 22V21H139ZM154 22V21H153ZM165 22V21H164ZM167 22V21H166ZM186 22V21H185ZM192 24H193V20L192 21H190ZM196 22V21H195ZM194 22V23H195ZM202 22H203V20H202ZM208 22V21H207ZM220 22H221V20H220ZM124 23H125V21H124ZM137 23V22H136ZM191 23H190V26H191ZM206 23V22H205ZM204 23V24H205ZM252 23V22H251ZM29 24V23H28ZM96 24V23H95ZM100 24V23H99ZM98 24V25H99ZM105 24V23H104ZM139 24V23H138ZM137 24V25H138ZM155 24V23H154ZM153 24V25H154ZM159 24V23H158ZM179 24V23H178ZM182 23L180 22V25H181ZM208 24H210V23H208ZM224 24H225V22H224ZM239 24H241V23H239ZM245 24V23H244ZM244 24H242V25H244ZM246 24H247V22H246ZM246 24H245V26H246ZM248 24H250V23H248ZM255 24H257V23H255ZM135 25V24H134ZM140 25V24H139ZM151 25V24H150ZM167 25V24H166ZM166 25H165V28H166ZM183 25V24H182ZM194 25V24H193ZM195 25H197L196 23H195ZM212 25V24H211ZM214 25V24H213ZM217 25H219V22H218V24ZM228 25V24H227ZM226 25V26H227ZM235 25H237V24H235ZM257 25H259V24H257ZM257 25H255V28H257V29H255V30H257V31H259L258 30V28H260V27H257ZM264 25V24H263ZM13 26V25H12ZM36 26H37V24H36ZM103 26V28H104V26L105 25H102ZM108 26H109V23H108ZM136 26V25H135ZM156 26V25H155ZM173 26H175L174 24H173ZM215 26H216V24H215ZM214 26V27H215ZM221 26H222V24H221ZM254 26V25H253ZM262 26V25H261ZM39 27V26H38ZM37 27V28H38ZM140 27H141V25H140ZM176 27V26H175ZM179 27H181V26H178V28ZM187 27L189 28V26L187 25ZM204 27H207V28H209L208 26H204ZM203 27V28H204ZM244 27V26H243ZM12 28H14V26L12 27ZM20 28V27H19ZM102 28V29H103ZM108 28V27H107ZM116 28V27H115ZM114 28V29H115ZM119 28V27H118ZM117 28V29H118ZM137 29L138 27H134V29ZM163 28V27H162ZM177 28V30H181V29H178ZM194 28H196V26L195 27H192V28H190V30H192V29H194ZM199 28V27H198ZM215 28H217V27H215ZM16 29V31H17V27L15 28ZM41 29V28H40ZM116 29V30H117ZM120 29H121V27H120ZM133 29V28H132ZM157 29H159L158 27H157ZM156 29V30H157ZM168 29V28H167ZM176 29V28H175ZM185 29V28H184ZM228 29H229V25H228ZM231 29V28H230ZM235 29H238V28H236L235 27ZM251 30V27L250 28H248V30ZM37 30V29H36ZM42 30V29H41ZM104 30V29H103ZM125 30V29H124ZM217 30H219L218 28H217ZM223 30V29H222ZM225 30V29H224ZM263 30V29H262ZM24 31H25V29H24ZM31 31V30H30ZM83 31V30H82ZM122 31V30H121ZM142 31V30H141ZM141 31H138V32H141ZM163 31H165V29L163 28ZM162 31V32H163ZM194 31H196L195 29H194ZM193 31V32H194ZM221 31V30H220ZM235 31V30H234ZM253 31V30H252ZM257 31H255V32H257ZM261 31V30H260ZM23 32V31H22ZM36 32V31H35ZM40 32V31H39ZM105 32H107V31H105ZM116 32V31H115ZM123 32V31H122ZM134 32V31H133ZM158 32L160 33V31L158 30ZM162 32H161V34H162ZM179 32V31H178ZM197 32V31H196ZM232 32V31H231ZM230 32V33H231ZM237 32V31H236ZM242 32H243V30H242ZM241 32V33H242ZM254 32V31H253ZM253 32H251V34L253 33ZM254 32V33H255ZM16 33H18V32H16ZM24 33H26V31L24 32ZM42 33H43V31H42ZM82 33V34H81ZM108 33H109V30H108ZM108 33H106V34H108ZM135 33H136V31H135ZM142 33V32H141ZM147 33V32H146ZM186 33V32H185ZM190 33H192V32H190ZM227 33H228V30H227ZM235 33V32H234ZM254 33H253V35H254ZM262 33H264V30H263V32ZM261 33V34H262ZM37 34V33H36ZM40 34V33H39ZM117 34H118V32H117ZM116 34V35H117ZM129 34V33H128ZM128 34H126V38H127V35ZM132 34V33H131ZM134 34V33H133ZM139 34V33H138ZM163 34H164V32H163ZM162 34V35H163ZM193 34V33H192ZM195 34V33H194ZM239 34H240V32H239ZM248 34H250L249 32H248ZM257 34H258V32H257ZM256 33H255V35H257ZM38 35V34H37ZM42 35V34H41ZM40 35V36H41ZM122 35V34H121ZM141 35V34H140ZM143 35V34H142ZM144 35H145V33H144ZM143 35V36H144ZM153 35H155L154 33H153ZM152 35V36H153ZM176 35V34H175ZM186 36L187 35H190V34H185ZM241 35L242 34H240V38H241ZM260 35V34H259ZM264 35V34H263ZM15 36V35H14ZM85 35H83V37H84ZM109 36V35H108ZM136 36V35H135ZM143 36H141V38L143 37ZM163 36H165V35H163ZM169 36H170V34H169ZM191 36V35H190ZM189 36V37H190ZM196 36V35H195ZM39 37V36H38ZM37 37V38H38ZM42 40L40 39V37H39V39L41 40V41H44V44L42 45V43H41V45L42 46H44L45 45V42L47 43V42H52V43H54L56 46L58 45V47L57 48H59L58 50L63 54V59L65 58V59H67V61H68V68H65V70H64V72H63V74L65 73H67L68 74V76H67V78L65 79V81H64V84H63V90L60 92V91H58V89H55V90H52L48 95H46L45 96V98H44V100H43V102L40 104V105H38V106H36L35 107V109L34 110H32V112H34V113H39L40 115H41V117L39 118V119H35V118H33V117H31V118H28V119H26V120H22L23 122H30V123H41V124H44V125H46L48 128H49V130L52 132V134H53V136H54V139H55V141L57 142V145L59 146V149H60V151H61V153L63 154V157L65 158V161H66V163H67V165H68V167H69V169H70V171H71V173H72V175H73V177H74V179H75V181H76V183H77V185H78V187H79V190L81 191V194L83 195V198L85 199V202H86V204H87V207L89 208V211L91 212V215H92V217H93V219H94V221H95V223H96V225H97V227L99 228V231H100V233H101V235H102V237H103V240L105 241V244L107 245V248H108V250H109V252H110V254H111V256H112V258H113V261L115 262V264H130L129 263V261H125V262H123L122 260H121V252L120 251H116V250H114L113 249V247L110 245V243H109V236H110V234H109V232H105L104 230H103V225H104V221H103V218L101 217V216H99L98 215V206H100V205H98V203H97V198H96V193H95V191H97V188L99 189V188H101V185L103 184L102 182L103 181H105V185L108 187L107 189H109V193H110V191L112 192V194L111 195H113V193H114V197L116 196L117 197V205L123 210V213L124 214H122L121 212L122 211H120V213H121V215H124L122 218H124V220H132L133 221V224L135 223L136 224V227L138 228V229H140V231L141 230H144V229H146L147 230V233L149 234V232L151 233L150 235H151V239H152V237H153V239H154V237H155V239L157 240V242H158V244L156 243V241H155V244L154 245H158L157 247H160L159 246V241L158 240H160V239H162V241L165 243V242H168V243H170V245L169 246H171V248L170 247H167L166 246V244H165V246H164V244L162 245L164 248H169L168 250H169V252L171 253L172 252V248L174 249L173 250V253L176 251V249H178V251H176V253L178 254V253H180V255L181 256H183V258H182V260H189L192 264H194V262H195V264H203L202 263V261L197 257V256H195L193 253H191L186 247H185V245L183 244V242L181 241V239L178 237V236H176V235H174V234H171V233H169L168 231H166V230H164L161 226H159L156 222H155V220L141 207V205L137 202V201H135L134 199H132L129 195H127V193L125 192V190L121 187V185L118 183V182H116L115 180H113V179H111L107 174H105L104 172H103V170H102V168L100 167V165H99V163L97 162V159H96V156H95V153H94V149H93V143H92V138H91V134H92V131H93V114H92V110H91V107H90V104H89V101H88V99H87V96H86V94L84 93V91H83V89H82V87H81V84H80V82H79V79H78V77L76 76V74H75V72H74V70H73V68H72V66H71V63H70V60H69V57H68V53H67V49H66V43H65V38H64V35H63V33L61 32V30H60V28H59V26H57V31L54 33V35L53 36H47V35H42ZM171 37V36H170ZM174 37V36H173ZM191 37H193V36H191ZM23 38H26V36L25 37H23ZM31 38V37H30ZM133 38V37H132ZM138 38V37H137ZM144 38V37H143ZM154 38V37H153ZM165 38H166V36H165ZM175 38V37H174ZM237 38H239V37H237ZM244 38H247V36L246 37H243V39ZM248 38H249V36H248ZM87 38H85V40H86ZM104 39V38H103ZM106 39V38H105ZM111 39V38H110ZM131 39V38H130ZM135 39V38H134ZM146 39V38H145ZM158 39V38H157ZM156 39V40H157ZM159 39H162V37L160 36V38ZM180 39V38H179ZM235 39V38H234ZM258 39H260V38H258ZM31 40V39H30ZM40 40H39V42H38V44H40ZM84 40V43L85 42H87V41H89V40H87V41H85ZM124 40H125V38H124ZM127 41H128V39H126ZM146 40H148V39H146ZM155 40V39H154ZM163 40V39H162ZM162 40H159V41H162ZM165 40V39H164ZM174 40V39H173ZM181 40V39H180ZM185 40V39H184ZM191 40V39H190ZM194 40V39H193ZM238 40H240V39H238ZM238 40H237V42H238ZM247 41H248V39H246ZM262 40H264L263 38H262ZM38 41V40H37ZM127 41L125 42L126 44L125 45H128L127 44ZM131 41H133L132 39H131ZM142 41V40H141ZM168 41V40H167ZM235 41V40H234ZM242 41V40H241ZM23 42V41H22ZM97 42V41H96ZM106 42H108V43H110V41H109V39H108V41H106ZM134 42L136 43L137 41H135L134 40ZM145 42V41H144ZM149 42V41H148ZM157 42V41H156ZM162 42H164V41H162ZM180 42V41H179ZM188 41H186V43H187ZM200 42V41H199ZM198 42V43H199ZM236 42V43H237ZM244 42V41H243ZM34 43H36L35 41H34ZM93 43V42H92ZM98 43V42H97ZM113 43V42H112ZM158 43V42H157ZM176 43V42H175ZM192 43V42H191ZM203 43H204V41H203ZM235 43V42H234ZM240 43H242V42H240ZM239 43V44H240ZM246 43V42H245ZM248 43V42H247ZM246 43V44H247ZM17 44V43H16ZM48 44V43H47ZM53 44V46H54V48H55V45ZM90 44V43H89ZM99 44V43H98ZM134 44V43H133ZM163 44H165V43H163ZM184 44V43H183ZM194 44V43H193ZM243 44V43H242ZM254 44V43H253ZM15 45V44H14ZM25 45V44H24ZM49 45H51V47H52V44H49ZM88 45V44H87ZM90 45H92V44H90ZM93 45H95L94 43H93ZM116 45V44H115ZM122 45V44H121ZM140 45V44H139ZM142 45V44H141ZM140 45V46H141ZM150 45V44H147V41H146V45L144 46V45H142L144 48H142V49H144V50H146V49H149V48H147L148 46ZM179 45V44H178ZM201 45H203V44H201ZM236 45V44H235ZM238 45V44H237ZM237 45H236V47H237ZM241 45V44H240ZM240 45H238V46H240ZM259 45H261V44H259ZM41 46V47H42ZM147 46V47H146ZM153 46V45H152ZM152 46L150 47V49L152 48ZM156 46V45H155ZM163 46V45H162ZM198 46H200V45H198ZM205 46V45H204ZM241 46H243V45H241ZM247 46H249V43H248V45ZM245 47V48H247L248 49V47ZM252 46V45H251ZM21 47H22V44H21ZM30 47V46H29ZM38 47V46H37ZM48 47V46H47ZM89 47V46H88ZM92 48H90L91 50H93V46H91ZM100 47V46H99ZM105 47V46H104ZM163 47H165V46H163ZM174 47V46H173ZM179 48H180V46H178ZM184 47H187L186 45L184 46ZM196 47V46H195ZM255 47V46H254ZM253 47V48H254ZM258 47V46H257ZM44 48H46V47H44ZM56 48V49H57ZM95 48V47H94ZM110 48V47H109ZM125 48H127V46L125 47ZM200 48V47H199ZM198 48V49H199ZM202 48V47H201ZM250 48V47H249ZM261 48V47H260ZM21 49V48H20ZM30 49V48H29ZM28 49V50H29ZM34 50H36L35 49V45H34V48H33ZM39 49V48H38ZM43 49V48H42ZM42 49H40V50H42ZM47 49V48H46ZM55 49V50H56ZM89 49V48H88ZM105 49V48H104ZM134 49V48H133ZM139 49V48H138ZM149 49V50H150ZM152 49H156L155 47L154 48H152ZM188 49V48H187ZM190 49H192V46H191V48ZM255 49H257V48H255ZM44 50V49H43ZM95 50H96V48H95ZM100 50V49H99ZM107 51H108V49H106ZM114 50V49H113ZM124 50V49H123ZM135 50H137V49H135ZM158 50V49H157ZM182 50V49H181ZM206 50V49H205ZM236 50H238V49H236ZM241 50V49H240ZM239 50V51H240ZM253 50V49H252ZM45 51V50H44ZM49 51H51V50H49ZM58 51V52H59ZM88 51V50H87ZM102 51V50H101ZM115 51H116V49H115ZM124 51H126V50H124ZM130 51V50H129ZM129 51H127V52H129ZM138 51H142V50H138ZM151 51V50H150ZM150 51H148L147 50V53L148 52H150ZM155 51V50H154ZM165 51H166V49H165ZM190 51V50H189ZM257 51H258V49H257ZM264 51V50H263ZM33 52V51H32ZM51 52H53V49H52V51ZM56 52V51H55ZM91 53H92V51H90ZM93 52H96V51H93ZM98 52V51H97ZM100 52V51H99ZM103 52V51H102ZM132 52V51H131ZM153 52V51H152ZM152 52H150V54L152 53ZM159 52V51H158ZM192 52H193V50H192ZM203 52H205V51H203ZM236 52V51H235ZM254 52V51H253ZM35 53V52H34ZM38 54H41V53H45V52H41L40 53V51L39 52H37ZM54 53V52H53ZM112 53V52H111ZM113 53H114V51H113ZM124 53H126V52H124ZM142 53V52H141ZM146 53V54H147ZM177 53H178V51H177ZM182 53V52H181ZM180 53V54H181ZM242 53V52H241ZM21 54V53H20ZM88 54H90V53H88ZM104 54V53H103ZM110 54V53H109ZM116 54V53H115ZM132 55H134L133 53H131ZM137 54V53H136ZM157 54V53H156ZM179 54V53H178ZM250 54V53H249ZM37 55V54H36ZM42 56H38L39 58H37V61L35 62V63H37L38 65H39V63H43V59H42V57H43V54H41ZM45 55V54H44ZM59 55V54H58ZM93 55V53L91 54V56ZM101 55V54H100ZM99 55V56H100ZM106 54H104V56H105ZM111 55V54H110ZM129 55V54H128ZM197 55H199V54H197ZM203 55V54H202ZM204 55H206V54H204ZM242 55H244V56H246V51H245V53L244 54H242ZM251 55V54H250ZM257 55H258V53H257ZM16 56V55H15ZM19 56V55H18ZM32 56H34L33 54H32ZM48 56V55H47ZM52 56V55H51ZM53 56H55L54 54H53ZM57 56V55H56ZM55 56V57H56ZM112 56V55H111ZM126 56H127V54H126ZM140 56V55H139ZM147 56H152V55H148L147 54ZM162 56V55H161ZM186 56V55H185ZM194 55H192V57H193ZM223 56V55H222ZM253 56V55H252ZM24 57V56H23ZM25 57H26V55H25ZM55 57H53V58H55ZM95 57V58H96ZM106 57V56H105ZM108 57V56H107ZM132 57V56H131ZM138 57V56H137ZM163 57V56H162ZM181 57L183 58V56L181 55ZM200 57V56H199ZM239 57V56H238ZM243 57V56H242ZM255 57V56H254ZM19 58L21 59V57L19 56ZM33 58H36L35 56L33 57ZM62 58V57H61ZM99 58H101V56L99 57ZM103 58V57H102ZM102 58L101 59H99L100 61H102ZM121 58V57H120ZM135 58V57H134ZM140 58V57H139ZM144 58V57H143ZM157 58V57H156ZM166 58V57H165ZM179 58H180V56H179ZM178 58V59H179ZM181 58V59H182ZM225 58V57H224ZM243 58H245V57H243ZM260 58H262V57H260ZM18 60V61H20V63H21V60ZM25 59H27V58H25ZM59 59V58H58ZM91 60V63H90V60ZM105 59V58H104ZM109 59H110V56H109ZM113 59L114 58H112L111 59V61H113ZM116 59V58H115ZM228 59V58H227ZM242 59V58H241ZM245 59H247V58H245ZM253 59V58H252ZM16 60H17V58H16ZM105 60H108V59H105ZM137 60V59H136ZM157 60V59H156ZM164 60H166V59H164ZM188 60V59H187ZM186 60V61H187ZM191 60H193V59H191ZM201 60V59H200ZM199 60V61H200ZM224 61H225V59H223ZM230 60V59H229ZM248 60V62H249V59H247ZM264 60V59H263ZM51 61V60H50ZM54 60H52V62H53ZM60 61V60H59ZM186 61H184L185 63H186ZM202 62H203V59L201 60ZM227 61V60H226ZM225 61V62H226ZM236 61V60H235ZM234 61V62H235ZM258 61V60H257ZM27 62V61H26ZM29 62V61H28ZM61 63L63 62V61H60ZM60 62L58 63V64H60ZM108 62H110V61H108ZM142 62H144V61H142ZM152 62V61H151ZM154 62V61H153ZM161 62V61H160ZM163 62V61H162ZM192 62V61H191ZM196 62V61H195ZM208 62V61H207ZM224 62V63H225ZM231 62H232V60H231ZM251 62V61H250ZM19 63V62H18ZM20 63H19V66L21 67V65H20ZM31 64H32V62H30ZM46 63V62H45ZM48 63V62H47ZM51 63V62H50ZM92 63H94V65L93 66H91L92 65ZM106 63V62H105ZM110 63H112V62H110ZM141 63V62H140ZM203 63H205V62H203ZM202 63V64H203ZM228 63V62H227ZM22 64V63H21ZM107 65H108V63H106ZM113 64L115 65V63L113 62ZM188 64V63H187ZM201 64V63H200ZM47 65V64H46ZM48 65H50V64H48ZM48 65H47V67H48ZM52 66H53V64H51ZM105 65V64H104ZM103 65V66H104ZM111 65V64H110ZM139 66H140V64H138ZM142 65V64H141ZM153 65V64H152ZM186 65V64H185ZM189 65H190V63H189ZM193 65V64H192ZM196 65V64H195ZM227 65H229V64H227ZM232 65H234L233 63H232ZM250 65H252V64H250ZM255 65H257V64H255ZM264 64H262L261 66H263ZM16 66L19 68V66H18V64H16ZM26 66H27V63H26ZM28 66H29V64H28ZM28 66H27V68H28ZM31 66V65H30ZM33 66V65H32ZM31 66V68L32 69H34L33 67ZM44 66V65H43ZM61 66H62V64H61ZM97 66H100V64L99 65H97ZM97 66H96V69H97ZM122 66V65H121ZM125 66V65H124ZM138 66V67H139ZM143 66V65H142ZM141 66V67H142ZM154 66V65H153ZM167 66V65H166ZM169 66V65H168ZM180 66V65H179ZM198 66H199V64H198ZM202 66V65H201ZM205 66H206V64H205ZM225 66V65H224ZM46 67V68H47ZM101 67V66H100ZM105 67V66H104ZM110 67V66H109ZM114 66H112V71H113V69H116L115 67H117V66H115L114 68H113ZM144 67V66H143ZM186 67H188V65L186 66ZM208 67V66H207ZM206 67V68H207ZM233 67V66H232ZM259 67V66H258ZM24 68V67H23ZM27 68H25V70L27 69ZM31 68H29V69H31ZM43 68V67H42ZM58 68V67H57ZM59 68H60V66H59ZM107 68V67H106ZM111 68V67H110ZM109 68V69H110ZM119 68V67H118ZM123 68V67H122ZM122 68H121V71L123 72V70H122ZM157 68V67H156ZM182 68V67H181ZM191 68V67H190ZM202 68H203V66H202ZM229 68V67H228ZM31 69V70H32ZM40 69H41V66H40ZM44 69H45V67H44ZM51 69H52V67H51ZM101 69V68H100ZM104 69V68H103ZM108 69V70H109ZM124 69V68H123ZM133 69V68H132ZM132 69H130V71L132 70ZM165 69V68H164ZM221 69V68H220ZM225 69V68H224ZM230 70H231V67L229 68ZM233 69V68H232ZM263 69H264V67H263ZM21 71L22 72V70H21V68H19L18 69V71ZM98 70L99 69H97V71H96V73L98 72ZM111 70V69H110ZM119 70V69H118ZM127 69H125V71H126ZM140 70H141V68H140ZM159 70V69H158ZM179 70V69H178ZM177 70V71H178ZM196 70V69H195ZM223 70V69H222ZM237 70V69H236ZM261 70H262V68H261ZM36 71V70H35ZM45 71V70H44ZM62 71V70H61ZM103 71H107V70H103ZM111 71V72H112ZM115 71V70H114ZM142 71H144V70H142ZM182 71H183V69H182ZM185 71V70H184ZM192 71V70H191ZM191 71H190V73H191ZM199 71H200V68H199ZM224 71V70H223ZM227 71H228V69H227ZM16 72H17V68H16ZM21 72H19V73H21ZM24 72V71H23ZM34 72V71H33ZM32 72V73H33ZM36 72H38V69H37V71ZM42 72H43V70H42ZM102 72V71H101ZM117 72V71H116ZM160 72V71H159ZM194 72V71H193ZM229 72V71H228ZM226 73V74H229L230 75V73ZM262 72H264V71H262ZM262 72H261V74H262ZM19 73H18V75H19ZM28 73V72H27ZM100 72H98L97 74H99ZM106 73H108V75L110 74V71L109 72H106ZM115 73V72H114ZM128 73V72H127ZM126 73V74H127ZM139 73V72H138ZM179 73V72H178ZM183 73V72H182ZM200 73H202V72H200ZM204 73V72H203ZM259 73V72H258ZM34 74H35V72H34ZM33 74V75H34ZM37 74H39V73H37ZM35 75L34 77L35 78H37L38 77V75ZM58 74V73H57ZM63 74H60L61 76H59V75H57V76H59V77H63L62 75ZM102 74L103 73H101V74H99L98 76H100V77H102ZM142 74V73H141ZM160 74V73H159ZM180 74V73H179ZM236 74V73H235ZM250 74H252V72L250 73ZM255 74V73H254ZM16 75V74H15ZM18 75H16V76H18ZM31 75V74H30ZM32 75V76H33ZM46 75V74H45ZM44 75V76H45ZM113 75V74H112ZM115 75H117V73H115ZM161 75V74H160ZM176 75V74H175ZM174 75V76H175ZM184 75V74H183ZM189 75V74H188ZM187 75V76H188ZM191 75V74H190ZM194 75V74H193ZM206 75V74H205ZM224 75V74H223ZM233 75V74H232ZM260 75V74H259ZM264 75V74H263ZM16 76H14V78H16ZM21 76L22 75H20V78H21ZM29 76V75H28ZM37 76V77H36ZM55 77L54 76V78H55V80L56 81H58L60 78L59 77ZM97 76V77H98ZM105 76V75H104ZM170 76V75H169ZM182 76V75H181ZM185 76V75H184ZM187 76H185V78L187 77ZM207 76V75H206ZM210 76V75H209ZM254 76V75H253ZM261 77L260 78H263L262 77V75H260ZM106 78L108 77V76H105ZM109 77H110V79H111V77L112 76H110L109 75ZM108 77V78H109ZM129 77V76H128ZM135 77L137 78V76L135 75ZM161 77V76H160ZM179 77V76H178ZM188 77H190V76H188ZM187 77V78H188ZM195 77H197V76H195ZM199 77V76H198ZM204 77V76H203ZM202 77V78H203ZM229 77H231V76H229ZM259 77V76H258ZM18 78H19V76H18ZM17 78V79H18ZM29 78V77H28ZM53 78V77H52ZM52 78H51V80H52ZM99 78V77H98ZM132 78V77H131ZM134 78V77H133ZM132 78V79H133ZM144 78V77H143ZM166 79H168L167 77H165ZM164 78V79H165ZM194 77H192V79H193ZM201 78V77H200ZM199 78V79H200ZM221 78H222V76H221ZM17 79H15V80H17ZM34 78H32L31 79V81L33 80ZM100 79V78H99ZM105 79V78H104ZM103 79V80H104ZM109 79V80H110ZM125 79H126V82H128L127 81V77H125ZM146 79V78H145ZM180 79V78H179ZM198 79V78H197ZM211 79V78H210ZM219 80H220V77L218 78ZM234 79V78H233ZM232 79V80H233ZM252 79V78H251ZM255 79V78H254ZM253 79V80H254ZM264 79V78H263ZM14 80V81H15ZM29 80V79H28ZM54 80V79H53ZM96 80H98V79H96ZM101 80V79H100ZM106 80V79H105ZM112 80V79H111ZM116 80V79H115ZM117 80H118V78H117ZM117 80H116V82H117ZM129 81L131 80L130 79V77H129V79H128ZM134 80V79H133ZM136 80H139V78L138 79H136ZM147 80H148V78H147ZM163 80V79H162ZM181 80H182V78H181ZM186 80V79H185ZM188 80V79H187ZM194 80V79H193ZM203 80H204V78H203ZM209 80V79H208ZM212 80V79H211ZM229 80V79H228ZM231 80V79H230ZM13 81V80H12ZM114 81V76H113V80H112V82ZM132 81V80H131ZM205 81V80H204ZM225 81V80H224ZM251 81V80H250ZM258 82H259V80H257ZM24 82H26V81H24ZM39 82V81H38ZM59 82V81H58ZM100 82V81H99ZM102 82V81H101ZM107 82V81H106ZM116 82H115V84H116ZM125 82V81H124ZM141 82V81H140ZM186 82V81H185ZM191 82H192V80H191ZM198 82V81H197ZM200 82H202V79H201V81ZM213 82H215V80L213 81ZM219 82V81H218ZM253 82V81H252ZM251 82V83H252ZM264 82V81H263ZM262 82V83H263ZM15 83H17V81L15 82ZM33 83V82H32ZM32 83L31 84H27V85H32ZM103 83V82H102ZM122 83V82H121ZM131 83V82H130ZM132 83H134L133 81H132ZM131 83V84H132ZM137 83L138 82H136V85H137ZM167 83V82H166ZM188 83V82H187ZM224 83V82H223ZM232 83V82H231ZM261 83V82H260ZM12 84H13V82H12ZM18 84H20V82L18 83ZM35 84V83H34ZM104 84V87H105V83H103ZM108 84H110V83H108ZM108 84L106 85V86H108ZM112 84V83H111ZM111 84L109 85V86H111ZM115 84H113V85H115ZM175 84V83H174ZM180 84V83H179ZM195 84V83H194ZM208 84V83H207ZM216 84H217V82H216ZM219 84V83H218ZM217 84V85H218ZM259 84V83H258ZM23 85H24V83H23ZM127 85V84H126ZM129 85V84H128ZM127 85V86H128ZM134 85V84H133ZM132 85V86H133ZM170 85V84H169ZM173 85V84H172ZM177 85V84H176ZM181 85H183L184 87H186L184 84H181ZM187 85V84H186ZM196 85V84H195ZM201 85V84H200ZM210 85V84H209ZM209 85H207V86H209ZM264 85V84H263ZM263 85H261V86H263ZM12 86V85H11ZM15 86H17L16 84L13 86V87H11V88H14ZM19 86V85H18ZM98 86H100V83H99V85ZM139 86V85H138ZM137 86V87H138ZM161 86V85H160ZM167 86V85H166ZM171 86V85H170ZM191 86V85H190ZM216 86V85H215ZM260 86V85H259ZM34 87H35V85H34ZM33 87V88H34ZM102 87V86H101ZM121 87V86H120ZM123 87V86H122ZM130 87H131V85H130ZM130 87H129V89H130ZM134 87V86H133ZM132 87V88H133ZM136 87V86H135ZM153 87V86H152ZM174 87H175V85H174ZM178 87V86H177ZM183 87V88H184ZM197 87V86H196ZM201 87V86H200ZM210 87V86H209ZM217 87V86H216ZM18 88V87H17ZM111 88V87H110ZM114 87L112 86V88L110 89V91L113 89ZM128 88V87H127ZM127 88L126 89H124V91L125 90H127ZM131 88V89H132ZM143 88V87H142ZM162 88H163V86H162ZM166 88V87H165ZM168 88H169V86H168ZM172 88H173V86H172ZM180 88V87H179ZM187 88H189V87H187ZM202 88V87H201ZM214 88V87H213ZM219 88V87H218ZM23 90H25V88H22ZM156 90H157V88H155ZM154 89V90H155ZM161 89V88H160ZM182 89V88H181ZM186 89V88H185ZM190 89H191V87H190ZM194 89V88H193ZM253 90H254V87L252 88ZM260 89V88H259ZM263 88H261V90H262ZM22 90V91H23ZM33 90H35V93H34V100L35 99H39V97H37L36 95H38L39 96V94H41V93H43V91H44V88H43V86H41L40 85V83H38L37 84V86H36V89H33ZM32 90V91H33ZM103 90V89H102ZM109 90V89H108ZM121 90V89H120ZM123 90V89H122ZM119 91V93L121 92V93H125V92H123V91ZM153 90V92H155ZM174 90V89H173ZM186 90H188V89H186ZM186 90H185V92H186ZM198 90V89H197ZM201 90V89H200ZM202 90H203V88H202ZM206 90V89H205ZM210 90V89H209ZM236 89H233V92H236L235 91ZM249 90V89H248ZM151 91V90H150ZM157 91H159V90H157ZM156 91V92H157ZM175 91V90H174ZM178 91V90H177ZM218 91H220L219 89H218ZM232 91V90H231ZM250 91V90H249ZM248 91V92H249ZM10 93H9V95H8V98H7V101H6V107H7V109H8V112L9 113H11V114H13L11 117H9V118H7L8 120H4V122H21V119L20 118H18V114L17 113H20V112H23L24 114L25 113H28V112H31V111H29V108H23V109H21L20 107H21V104L22 103H24V102H22V103H20L21 101H23V100H21V97L19 98L18 97V91L16 90V92H15V88H14V92H11V89H10V91H9ZM24 92H26V91H24ZM31 92V91H30ZM127 92V91H126ZM133 92V91H132ZM180 92V91H179ZM192 92V91H191ZM208 92V91H207ZM211 92V91H210ZM243 92H245V89H244V91ZM109 93V92H108ZM118 93V94H119ZM189 93V92H188ZM219 93V92H218ZM246 93V92H245ZM245 93L243 94V95H245ZM251 93V92H250ZM250 93H247V95L248 94H250ZM259 93H260V91H259ZM31 94H33V93H31ZM61 94V95H60ZM126 94V93H125ZM131 94V93H130ZM185 94V93H184ZM194 92H193V96H194ZM201 94V93H200ZM211 94V93H210ZM225 94V93H224ZM252 94V93H251ZM253 94H254V91H253ZM27 95V94H26ZM42 95V94H41ZM121 95V94H120ZM127 95V94H126ZM197 95V94H196ZM198 95H199V93H198ZM204 95V94H203ZM211 95H213V94H211ZM210 95V96H211ZM215 95V94H214ZM213 95V96H214ZM238 95V94H237ZM261 95V94H260ZM21 96V95H20ZM128 96V95H127ZM131 96V95H130ZM152 96V95H151ZM185 96H187L188 97V95H185ZM190 96V95H189ZM192 96V97H193ZM200 96V95H199ZM222 96H223V94H222ZM254 96V95H253ZM253 96H252V98H253ZM24 97V96H23ZM28 97V96H27ZM117 97H119V96H117ZM121 97H124V95L123 96H120L119 98L120 99H122ZM191 97V96H190ZM226 97V96H225ZM224 97V98H225ZM236 97V96H235ZM249 97V96H248ZM261 97V96H260ZM131 98V97H130ZM182 98V97H181ZM189 98V97H188ZM194 98V97H193ZM214 98V97H213ZM212 98V99H213ZM218 98V96L216 97V99ZM219 98H220V96H219ZM222 98V97H221ZM246 98V97H245ZM255 98V97H254ZM258 98H259V96H258ZM24 99V98H23ZM26 99H28V98H26L25 97V100ZM126 99V98H125ZM191 99L192 98H190V101H191ZM195 99H196V97H195ZM203 99V98H202ZM202 99H200V100H202ZM209 99V98H208ZM237 99H239V98H237ZM250 99V98H249ZM248 98H247V100H249ZM263 99V98H262ZM129 100V99H128ZM127 100V101H128ZM186 100V99H185ZM222 100V99H221ZM235 100V99H234ZM252 100V99H251ZM255 100H258V99H255ZM26 101H29V99L28 100H26ZM25 101V102H26ZM103 101V100H102ZM126 101V100H125ZM195 101V100H194ZM205 101V100H204ZM253 101V100H252ZM251 101V102H252ZM60 102L61 103H63L62 105L63 106H61L59 109H58V113L56 112V109L55 108H57V106L60 104ZM174 102H176V101H174ZM179 102V101H178ZM178 102H176V103H178ZM187 103H188V99H187V101H186ZM192 102V101H191ZM218 102H220V100L218 101ZM217 102V103H218ZM248 102V101H247ZM37 103H38V101H37ZM171 103V102H170ZM181 103V102H180ZM184 103H185V101H184ZM198 103V102H197ZM202 103V102H201ZM204 103V102H203ZM222 103H223V101H222ZM221 103V104H222ZM255 103V102H254ZM29 104V103H28ZM190 104V103H189ZM226 104V103H225ZM229 104V103H228ZM228 104H226V105H228ZM248 104V103H247ZM173 105V108H174V103L172 104ZM177 105V104H176ZM180 105V104H179ZM188 105V104H187ZM226 105H224V106H226ZM249 105V104H248ZM194 106V104L192 105V107ZM223 106V107H224ZM234 106V105H233ZM252 106V105H251ZM113 107H114V105H113ZM176 107V106H175ZM178 107V106H177ZM186 107V106H185ZM184 107V108H185ZM187 107H189V106H187ZM186 107V108H187ZM196 107H197V105H196ZM195 107V108H196ZM203 107V106H202ZM219 107V106H218ZM218 107H216V108H218ZM232 107V106H231ZM183 108V107H182ZM181 108V109H182ZM185 108V109H186ZM190 108V107H189ZM198 108V107H197ZM230 108V107H229ZM31 109V108H30ZM111 109V108H110ZM117 109V108H116ZM177 109V108H176ZM175 109V110H176ZM184 109V110H185ZM188 109V108H187ZM193 109V108H192ZM219 110H220V108H218ZM218 109H216V111L218 110ZM231 109V108H230ZM230 109H228V110H230ZM235 109V108H234ZM246 109V108H245ZM122 110V109H121ZM172 110V109H171ZM189 110V109H188ZM194 110V109H193ZM248 110V109H247ZM111 111V110H110ZM177 111H179V110H177ZM197 111V110H196ZM195 111V112H196ZM201 111V110H200ZM199 110H198V113L200 112ZM224 111H225V109H224ZM182 112H184V111H182ZM188 112V111H187ZM192 112V111H191ZM190 112V113H191ZM194 112V113H195ZM231 112V111H230ZM250 112V111H249ZM72 113H75V116H73L72 115ZM179 113V112H178ZM185 113V112H184ZM197 113V114H198ZM218 113V112H217ZM220 113V112H219ZM58 114H60V116L62 117L61 118V120L59 119V117H58ZM88 115L87 117H84L83 119H82V121L80 122V123H77V120H78V118H79V116H81V115ZM119 114V113H118ZM121 114V113H120ZM188 114V113H187ZM201 114V113H200ZM222 114V113H221ZM230 114V113H229ZM190 115V114H189ZM191 115H192V113H191ZM122 116H124V114L122 115ZM201 116H202V114H201ZM225 116V115H224ZM76 117V118H75ZM83 117V116H82ZM129 117V116H128ZM11 118V119H10ZM19 119V120H14V119ZM125 118V117H124ZM123 118V119H124ZM131 118V117H130ZM199 118H200V116H199ZM262 118L263 117H261V121H263L262 120ZM126 119V118H125ZM124 119V120H125ZM190 119V118H189ZM188 119V120H189ZM197 119V118H196ZM119 120H122V119H119ZM129 121V120H128ZM127 121V122H128ZM183 121V120H182ZM199 121V120H198ZM260 121V122H261ZM121 122V121H120ZM155 122V121H154ZM1 123V122H0ZM109 123V122H108ZM115 123H117V122H115ZM184 123V122H183ZM193 123V122H192ZM196 123V122H195ZM179 124H182V123H179ZM197 124V123H196ZM183 125V124H182ZM186 125V124H185ZM117 126H118V124H117ZM129 126V125H128ZM180 126V125H179ZM11 127H14L13 128V130L14 129H20V130H24V131H27L28 133H29V137H30V140L32 141V142H34V138H37V140L39 139L38 137H40L42 140H43V149H42V151L44 152V153H42L41 152V154L42 155H46V157H47V171H49L48 173H49V175H47L48 177H49V181H50V183L51 182H53V181H55V179H56V177H59L60 179H61V185H62V187H63V189H64V191L66 190L67 192H68V194H69V197H70V201H69V203L71 202V204L68 206V207H70L71 206V208L73 209V211H74V217H75V219L76 220H78L77 222H78V224L79 223H82L83 225V230H85V236H86V238L88 239V241L90 242L89 243V246L91 245L95 250H94V254L96 255L97 254V256H98V258L96 257V259H99V258H101L102 260L101 261H103V262H101L100 264H108V261L106 260V258H105V256H104V254H103V251H102V249L100 248V246H98V241H97V239H96V237H95V235L92 233V230L90 229V226H89V224H88V221H87V218L85 217V215H84V213H83V210H82V208H81V206H80V204H79V201H78V199H77V197H76V195H75V192L73 191V188L71 187V185H70V182H69V180H68V178H67V176H66V174H65V171H64V169H63V167H62V165H61V163H60V161H59V158H58V156H57V153H56V151H55V149H54V147H53V144H52V142H51V140H50V137H49V135H48V133H47V131L45 130V128L43 127V126H40V125H27V126H24V127H22V126H19V125H16V126H8V125H3V126H0V130L2 131L3 129H5V130H10V128ZM156 127V126H155ZM163 127H165V126H163ZM112 128V127H111ZM118 128V127H117ZM127 128V127H126ZM161 128H162V126H161ZM169 128V127H168ZM167 128V129H168ZM178 128V127H177ZM119 129V128H118ZM125 129V128H124ZM123 129V130H124ZM151 129H152V127H151ZM157 129V128H156ZM169 129H171V128H169ZM175 129V128H174ZM179 129V128H178ZM12 130V129H11ZM113 130V129H112ZM115 130V132L117 133V131H116V129H114ZM129 130H130V128H129ZM163 130V129H162ZM261 130H262V128H261ZM155 131V130H154ZM153 131V132H154ZM160 132H162L161 130H159ZM159 131H158V133H159ZM170 131V130H169ZM168 131V132H169ZM177 131V130H176ZM258 131V130H257ZM114 132V131H113ZM112 132V133H113ZM115 132H114V134H115ZM150 132H151V130H150ZM259 132V131H258ZM261 132V131H260ZM110 133V132H109ZM157 133V134H158ZM163 133V132H162ZM173 133V132H172ZM176 133V132H175ZM185 133V132H184ZM117 134H119V133H117ZM155 134V133H154ZM161 133H159V135H160ZM168 134V136H169V134H170V132L169 133H167ZM187 134V133H186ZM258 134V133H257ZM70 135H75V142L77 143V144H80V143H85V145H86V148L85 149H88V158L87 159H85V160H87L86 162H87V164H89L90 166H91V171L89 172L90 174H89V180L88 181H90V182H92V184L94 185V186H96V189H90L91 191H90V193H86L85 192V190H84V187H83V183H82V181H80L79 180V177H78V173H77V169L75 170V168H73V165L71 164V162H70V160H69V158H68V156H67V154H66V152H65V144L64 143H66V141H65V139L67 138L68 139V137L70 136ZM112 135V134H111ZM110 135V136H111ZM120 135V134H119ZM159 135H156V136H159ZM184 135V134H183ZM258 135H261V134H258ZM147 136V135H146ZM162 136V135H161ZM165 136V135H164ZM163 136V137H164ZM167 136V135H166ZM171 136V135H170ZM28 137V138H29ZM151 137V136H150ZM182 137V136H181ZM246 137V136H245ZM244 137V138H245ZM26 138V137H25ZM153 138H154V136H153ZM165 138V137H164ZM163 138V139H164ZM243 138V139H244ZM74 139H73V141H74ZM128 140H130L129 138H127ZM169 139V138H168ZM170 139H171V137H170ZM169 139V140H170ZM179 139V138H178ZM257 139H259V138H257ZM264 139V138H263ZM37 140H35V141H37ZM157 140V139H156ZM255 140V139H254ZM40 141V140H39ZM143 141V140H142ZM157 141H159V140H157ZM156 141V142H157ZM164 141V140H163ZM248 141V140H247ZM260 141H263V140H260ZM167 142H169V141H166V143ZM177 142H178V140H177ZM39 143V142H38ZM41 143V142H40ZM39 143V144H40ZM76 143H75V146H76ZM159 143V142H158ZM245 143V142H244ZM252 143V142H251ZM30 144V143H29ZM38 144V145H39ZM142 144V143H141ZM160 145H161V141H160V143H159ZM164 144V143H163ZM173 145H176V144H174V143H172ZM198 144V143H197ZM196 144V145H197ZM258 144V143H257ZM33 145V144H32ZM102 145V144H101ZM100 145V146H101ZM167 145V144H166ZM179 145H181L180 143H179ZM33 146H35V145H33ZM32 146V147H33ZM80 146V145H79ZM103 146V145H102ZM102 146H101V152H102V155H103V157H104V159H105V161H106V163L108 164V166L110 167V168H112L113 170H115V171H117V172H119V173H121L122 175H124L129 181H130V183H131V185H132V187H133V189L136 191V192H138V193H140V194H142L145 198H146V200H147V202L150 204V206L167 222V223H169L170 225H172V226H174V227H177V228H179V229H181L188 237H189V239L191 240V242H192V244L197 248V249H199V250H201L206 256H207V258L209 259V261H210V263L211 264H214L213 262L214 261H216L217 259L215 258V257H213V258H215V259H213L212 257H211V253H209V252H212V254L214 253V255H212V256H216L217 258L219 257L218 256V254H215L216 253V251H214L213 252V250H215L216 248H218V247H216V246H214L215 245V243L214 242H212V243H214V245H213V247L210 245V247L211 248H208V247H204V246H202V245H204V243H205V241H203V239H201V238H203V237H201L200 236V234L202 233H200L199 232V237L198 236H196V235H198V234H194V232L196 233L197 231H200V229L199 230H197V228H194L195 230H197V231H193V232H188V231H191L192 229H189L188 230V228H190V226H188V228H187V226L185 225V224H190V223H192V222H194L195 224H197V222H195V220H197V219H200V217H202V216H199V218H197L198 217V215L196 216L195 214V217L197 218H195V220L194 221H192L191 222V220H190V222L189 223H185L184 221H186L187 219H186V217L187 216H185V219L182 217V214H181V217L182 218H179V219H183L184 221H179L178 223H177V221H178V216H174L175 218H173L172 219V217L173 216H169V215H172L171 213H173V210H172V212L171 213H169V212H167L166 211V209L164 210L163 209V207H164V205L165 204H168V203H163L162 202V200H161V198L160 197H158V195H156V193L154 192H152V189H148L149 187H146L145 186V184H140V182H137V180H135V179H133V177H132V174L133 173H131V172H133V170L131 171L130 170V168L128 169V167L126 166V168L124 167V168H122V166H120L121 164H119L120 162L118 161V163L116 162V161H112V160H110L106 155H105V153L103 152V148H102ZM247 146V145H246ZM246 146H244V147H246ZM28 147V146H27ZM171 147V146H170ZM170 147H167V148H170ZM177 147V146H176ZM244 147L242 146L241 148H243L244 149ZM34 148H36V147H34ZM40 148V147H39ZM178 148V147H177ZM187 148V147H186ZM198 148V147H197ZM238 148H240V147H238ZM27 149V148H26ZM37 149V148H36ZM140 149V148H139ZM203 149V148H202ZM259 149V148H258ZM263 149V148H262ZM39 150H41V149H39ZM73 150V149H72ZM78 150V149H77ZM77 150H76V152H77ZM83 150V149H82ZM186 150V149H185ZM199 150V149H198ZM140 151H141V149H140ZM174 151V150H173ZM187 151V150H186ZM185 151V152H186ZM80 152V151H79ZM261 152H262V150H261ZM37 153V152H36ZM38 153H39V151H38ZM37 153V154H38ZM157 153H159V152H157ZM170 153V152H169ZM195 153V152H194ZM201 153V152H200ZM204 153V152H203ZM76 154V153H75ZM141 154H142V152H141ZM151 154V153H150ZM162 154V153H161ZM166 154V153H165ZM175 154V153H174ZM187 154V153H186ZM143 155H144V152H143ZM148 155V154H147ZM171 155V154H170ZM165 156V155H164ZM169 156V155H168ZM177 156V155H176ZM179 156V155H178ZM81 157V156H80ZM142 157V156H141ZM144 157V156H143ZM161 157H162V155H161ZM174 157V156H173ZM122 158V157H121ZM121 158H120V160H121ZM142 159V158H141ZM149 159H151L150 157H149ZM165 159V158H164ZM163 159V160H164ZM175 159V158H174ZM177 159V158H176ZM43 160H45L44 158H43ZM128 160H131V159H128ZM134 160V159H133ZM156 160V159H155ZM167 160H169V159H166V161ZM124 161V160H123ZM171 161H173V160H171ZM200 161V160H199ZM39 162H40V157H39ZM132 162V161H131ZM150 162V161H149ZM187 162V161H186ZM203 162V161H202ZM205 162V161H204ZM83 164H84V162H82ZM133 163H135L134 161H133ZM133 163L131 164V166L133 165ZM151 163V162H150ZM174 163V161L172 162V164ZM182 163V162H181ZM123 164H125V163H123ZM122 164V165H123ZM128 164V163H127ZM154 164V163H153ZM166 164V163H165ZM170 164V163H169ZM179 164V163H178ZM183 164H184V162H183ZM182 164V165H183ZM130 165V164H129ZM145 165H147V164H145ZM177 165V164H176ZM175 165V166H176ZM84 166V165H83ZM87 166V165H86ZM135 166H136V163H135ZM135 166L133 165L132 167H134L135 168ZM144 166V165H143ZM150 166V165H149ZM152 166V165H151ZM178 166V165H177ZM180 166V165H179ZM43 167V166H42ZM88 167V166H87ZM130 167V166H129ZM154 167V166H153ZM158 167V166H157ZM169 167V166H168ZM262 167V166H261ZM83 168H85V167H83ZM145 168V167H144ZM167 168V167H166ZM173 168V167H172ZM46 169V168H45ZM136 169H138V168H136ZM136 169H134V172H135V170ZM158 169V168H157ZM180 169H182V168H180ZM40 171V170H39ZM84 171V170H83ZM161 171V170H160ZM264 171V170H263ZM138 171H136V173H137ZM260 172V171H259ZM161 173H162V171H161ZM178 173V172H177ZM137 174H139V173H137ZM260 174H262V173H260ZM145 175V174H144ZM143 175V176H144ZM185 175V174H184ZM264 175V174H263ZM82 176V175H81ZM85 176V175H84ZM137 176V175H136ZM136 176H135V178H136ZM152 176V175H151ZM163 176V175H162ZM178 176V175H177ZM186 176V175H185ZM254 176V175H253ZM83 177V176H82ZM166 177V176H165ZM255 177V176H254ZM84 178V177H83ZM82 178V179H83ZM137 178H138V176H137ZM156 178V177H155ZM159 178V177H158ZM161 178V177H160ZM185 178H187V177H185ZM146 179V178H145ZM163 179H164V181H165V178L163 177ZM178 179V178H177ZM181 179V178H180ZM179 179V180H180ZM254 179V178H253ZM155 180V179H154ZM161 180H162V178H161ZM40 181V180H39ZM141 181V180H140ZM146 181V180H145ZM147 181H148V179H147ZM146 181V182H147ZM159 181V180H158ZM185 181V180H184ZM260 181H262V179L260 180ZM48 182V181H47ZM160 182V181H159ZM159 182H158V184H159ZM168 182V181H167ZM166 182V183H167ZM255 182H257V181H255ZM264 182V181H263ZM40 183V182H39ZM55 183H57V180L55 181ZM59 183V182H58ZM156 183V182H155ZM160 183H162V182H160ZM164 183V182H163ZM259 183V182H258ZM261 183V182H260ZM42 184V183H41ZM40 184V185H41ZM52 184H54V183H51L50 185L52 186ZM148 184V183H147ZM146 184V185H147ZM157 184V183H156ZM156 184H154V185H156ZM88 185H89V182H88ZM153 185V186H154ZM94 186H92V187H94ZM152 186V185H151ZM150 186V187H151ZM152 186V187H153ZM158 186H161V185H158ZM157 186V187H158ZM62 187H61V189H62ZM156 187V188H157ZM176 187V186H175ZM255 187H257V186H255ZM43 188H44V186H43ZM51 188H54V185H53V187H51ZM55 188L57 189V192H59V185L57 184V185H55ZM153 190H155V188L153 189ZM54 191V190H53ZM53 191H51V192H53ZM61 192H62V190H60ZM89 191V190H88ZM100 191H102L103 192V190H101L100 189ZM99 191V192H100ZM155 191H157V190H155ZM174 191V190H173ZM44 192V191H43ZM56 192V191H55ZM98 192V191H97ZM98 192V196H99V194L100 193H102V192H100L99 193ZM162 192V191H161ZM166 193L168 192V191H165ZM172 192V191H171ZM175 192H177V191H175ZM45 193V192H44ZM60 193V192H59ZM158 193H160L159 191H158ZM166 193H165V195H166ZM170 193V192H169ZM262 193V192H261ZM260 193V194H261ZM53 194H54V192H53ZM57 194V193H56ZM61 194V193H60ZM59 194V195H60ZM66 194V193H65ZM58 195V194H57ZM56 195V196H57ZM105 195V194H104ZM164 195V194H163ZM162 195V196H163ZM62 197H63V195H61ZM108 196V195H107ZM161 196V195H160ZM170 196H171V194H170ZM173 196V195H172ZM258 196V195H257ZM54 197V196H53ZM66 197H67V195H66ZM113 197V196H112ZM113 197V198H114ZM179 197V196H178ZM261 197V196H260ZM55 198V197H54ZM64 198V197H63ZM100 198H102V197H100ZM111 198V197H110ZM163 198H164V196H163ZM169 198V197H168ZM174 198H175V196H174ZM180 198V197H179ZM46 199H48V197L46 198ZM52 199V198H51ZM57 199H59L60 200V198H57ZM109 199V198H108ZM165 199V198H164ZM170 199V198H169ZM171 199H173V197L171 198ZM184 199V198H183ZM183 199H182V201H183ZM264 199V198H263ZM113 200H115V199H113ZM178 200V199H177ZM180 200V199H179ZM48 201V200H47ZM67 201V202H68ZM165 201V200H164ZM170 201V200H169ZM181 201V202H182ZM44 202V201H43ZM49 202V201H48ZM47 202V203H48ZM62 202V201H61ZM67 202H66V204H67ZM99 202V201H98ZM104 202V201H103ZM109 202V201H108ZM180 202V203H181ZM184 202V201H183ZM196 203H198L199 201H195ZM170 203V202H169ZM193 203V202H192ZM260 203H263L262 201L260 202ZM104 204V203H103ZM164 204V205H163ZM175 204H177V203H175ZM183 204V203H182ZM185 204V203H184ZM98 205V206H97ZM116 205V206H117ZM171 205V204H170ZM178 205V204H177ZM186 205V204H185ZM196 206H197V204H195ZM264 205V204H263ZM112 206V205H111ZM111 206H110V208H111ZM167 206H169V205H166V207ZM182 206V205H181ZM239 206V205H238ZM243 206H244V204H243ZM118 207V208H119ZM170 207V206H169ZM178 207H180V206H177L176 208H178ZM186 208H187V205L185 206ZM185 207H184V210H185ZM194 207V206H193ZM237 207V206H236ZM262 207V206H261ZM260 207V208H261ZM44 208V207H43ZM66 208V207H65ZM100 208V207H99ZM102 208V207H101ZM101 208H100V210L99 211H102L101 210ZM116 208V207H115ZM120 208L119 209H117V210H120ZM174 209H175V206L173 207ZM183 208V207H182ZM189 208V207H188ZM195 208V207H194ZM194 208H192V205H191V208H189V211H188V209H186V215L188 214L189 215V212H191L190 210H195ZM235 208V207H234ZM234 208H233V210H234ZM244 208V207H243ZM61 209V208H60ZM62 209H64V208H62ZM171 209V208H170ZM179 209V208H178ZM245 209V208H244ZM263 209V208H262ZM66 211H67V209H65ZM71 209H69V211H70ZM114 209L112 208V211H113ZM168 210V209H167ZM184 210H183V212H184ZM237 210H239V209H237ZM241 210V209H240ZM72 211V212H73ZM111 211V210H110ZM175 211H176V209H175ZM182 211V210H181ZM181 211H179V212H176V213H180ZM196 211H197V209H196ZM195 211V212H196ZM228 211H230V210H228ZM263 211V210H262ZM183 212H181V213H183ZM193 212V211H192ZM192 212H191V214H192ZM232 212V211H231ZM244 212V211H243ZM63 213H65V212H63ZM67 213V212H66ZM66 213H65V219H66ZM102 213V212H101ZM101 213H99L100 215H101ZM168 213V214H167ZM238 213V212H237ZM174 214V213H173ZM185 214V213H184ZM184 214H183V216H184ZM233 214V213H232ZM236 214V213H235ZM234 214V215H235ZM239 214V213H238ZM114 215V214H113ZM228 215V214H227ZM229 215H231L230 214V212H229ZM243 215V213L241 214V216ZM115 216V215H114ZM180 216V215H179ZM71 217H72V213H71ZM74 217H73V220H74ZM112 217V216H111ZM171 217V218H170ZM230 217V216H229ZM228 217V218H229ZM236 217H237V214H236ZM235 216H234V218H236ZM106 218V217H105ZM125 218H127V219H125ZM234 218H232V220H234ZM68 219V218H67ZM174 219H177L176 221L174 220ZM192 219V218H191ZM229 219H231V217L229 218ZM69 220V219H68ZM106 220V219H105ZM236 220V219H235ZM234 220V221H235ZM119 221V220H118ZM198 221V220H197ZM201 220H199L198 221V225H200V222ZM74 222H76V221H74ZM102 222H103V225H102ZM106 222H107V220H106ZM181 222H183V224L181 223ZM215 222V221H214ZM235 222H238L237 220L235 221ZM180 223V224H179ZM107 224V223H106ZM182 224V225H181ZM72 225V224H71ZM74 226H75V224H73ZM80 225V224H79ZM78 225V226H79ZM198 225H194V226H196V227H198L199 228V226ZM214 225H215V223H214ZM81 226V227H82ZM192 226V225H191ZM243 226V225H242ZM71 227H73V226H71ZM109 227V226H108ZM184 227H186V229H184ZM206 227V226H205ZM208 227H209V225H208ZM207 227V228H208ZM73 228H76V227H73ZM85 228V229H84ZM110 228H111V225H110ZM116 228V227H115ZM192 228V227H191ZM210 228V227H209ZM212 228V227H211ZM72 229V228H71ZM137 229V230H138ZM114 230V229H113ZM124 230V229H123ZM132 230H135V234L137 235V233L139 234V232H137L136 231V229H131V231L130 232H133ZM213 230V229H212ZM211 230V231H212ZM76 231V230H75ZM79 231H80V229H79ZM204 231H206V230H204ZM207 231H210V230H207ZM78 233H80V232H78ZM119 233H120V231H119ZM198 233V232H197ZM207 233V232H206ZM215 233V232H214ZM243 233V232H242ZM245 233V232H244ZM82 234V233H81ZM83 234H84V232H83ZM112 234V233H111ZM114 234H115V230H114ZM134 234V233H133ZM143 233H141V235H142ZM146 234V233H145ZM203 234V233H202ZM205 234V233H204ZM212 235V234H211ZM210 235V236H211ZM215 235V234H214ZM242 235V234H241ZM76 236V235H75ZM78 236H80V235H78ZM127 236V235H126ZM143 236V235H142ZM141 236V237H142ZM145 236V235H144ZM143 236V237H144ZM208 236H209V234H208ZM244 236V235H243ZM68 237V236H67ZM84 237V236H83ZM95 237V238H94ZM142 237V238H143ZM147 237V236H146ZM160 239H159V238ZM206 237H207V235H206ZM214 237V236H213ZM241 237V236H240ZM239 237V238H240ZM251 237V236H250ZM132 238V237H131ZM148 238V237H147ZM76 239V238H75ZM87 239H86V241H87ZM116 239V238H115ZM119 239V238H118ZM136 239V238H135ZM146 239V238H145ZM148 240V242L149 243H151L150 241H152V240ZM154 239V240H155ZM207 239V238H206ZM210 239V238H209ZM208 239V240H209ZM80 240V239H79ZM82 240V239H81ZM125 240V239H124ZM132 240H134V238L132 239ZM144 240V239H143ZM253 240V239H252ZM60 241H62V240H60ZM88 241H87V243H88ZM146 241H147V239L144 241V245H141V246H143L142 248L144 249V247H145V249L149 246V248H151L152 246V243H154L153 241H152V243L151 244H149V243H146ZM162 241H160V244H161V242ZM207 241V240H206ZM80 242V241H79ZM82 242V241H81ZM120 242V241H119ZM162 242V243H163ZM204 242V243H203ZM236 242H238V240L236 241ZM235 242V243H236ZM249 242H250V240H249ZM40 243V242H39ZM60 243V242H59ZM67 243V242H66ZM85 243V242H84ZM146 243V244H145ZM246 243H248V241L246 242ZM255 243H257V242H255ZM254 243V244H255ZM42 244H43V242H42ZM41 244V245H42ZM70 244V243H69ZM82 244H83V242H82ZM116 244V243H115ZM149 244V245H148ZM211 244V243H210ZM237 244V243H236ZM251 244H253V243H251ZM74 245V244H73ZM73 245H72V247H70L71 248V251H73L72 250V248H73ZM121 245V244H120ZM148 245V246H147ZM153 245V246H154ZM209 245V244H208ZM219 245V244H218ZM233 245V244H232ZM241 245V244H240ZM239 245V246H240ZM245 245H248V244H245ZM263 245H264V243H263ZM44 246V245H43ZM77 246V245H76ZM82 246V245H81ZM85 246V245H84ZM86 246H87V244H86ZM90 246V247H91ZM116 246V245H115ZM114 246V247H115ZM117 246H118V242H117ZM122 246V245H121ZM147 246V247H146ZM207 246V245H206ZM253 246V245H252ZM41 247V246H40ZM63 247V246H62ZM69 247V246H68ZM136 247V246H135ZM242 247V246H241ZM248 247V246H247ZM250 247V246H249ZM83 248V247H82ZM89 248V247H88ZM88 248H86V251H87V249ZM124 248V247H123ZM134 248V247H133ZM160 248H162V247H160ZM215 248V249H214ZM238 248V247H237ZM259 248V247H258ZM66 249V248H65ZM74 249H75V247H74ZM91 248H89V250H90ZM116 249V248H115ZM137 249V248H136ZM210 249H212V251L210 250ZM222 249V248H221ZM236 248H234V250H235ZM239 249H240V247H239ZM249 249H251V248H249ZM255 249H257V248H255ZM263 249V248H262ZM64 250V249H63ZM126 250V249H125ZM153 250H154V248H153ZM153 250H151V253L149 252V255L148 254H144L143 253V255H145L146 257H144V258H146V259H148V257H147V255L149 256V258L151 257L150 256V254H153V255H157L158 253H161V252H157L158 251V249H156V253H155V251H153ZM210 250V251H209ZM238 250V249H237ZM237 250H235L234 252H235V254L237 255V253H239V252H236ZM242 250H245V252H246V250H247V252H249L248 251V249L246 248L245 249V247H244V244H243V249ZM83 251V250H82ZM150 251V250H149ZM160 251V250H159ZM251 251V250H250ZM253 251V250H252ZM74 252H75V250H74ZM218 252H220L219 250H218ZM217 252V253H218ZM221 252H223V251H221ZM225 252V251H224ZM241 252V251H240ZM246 252V253H247ZM259 252V251H258ZM79 253V252H78ZM138 253H140L139 251H138ZM146 253V252H145ZM148 253V252H147ZM155 253V254H154ZM173 253H171L170 255H172ZM232 253V252H231ZM252 253V252H251ZM83 254V253H82ZM93 254V256H95ZM122 254H124V253H122ZM165 254V253H164ZM169 254V253H168ZM176 254V257L174 256L175 255V253H174V255H172V256H174L175 258H176V260H177V258H178V255ZM220 254V257H221V260H220V258H218L219 259V263H220V261H225V260H222L223 258H222V255H221V253H219ZM224 254V253H223ZM235 254L234 253H232L231 255H233V256H235ZM247 254H250V253H247ZM255 254H257L258 255V253H255ZM63 255H64V253H63ZM70 255V254H69ZM69 255H67V256H69ZM80 255V254H79ZM128 255V254H127ZM240 255V254H239ZM242 255H244L245 256V258L246 259H242V260H246V261H248V257H247V255L243 252V254ZM250 255H253V254H250ZM250 255H249V257H250ZM83 256V255H82ZM92 256V255H91ZM125 256V255H124ZM138 256V255H137ZM141 256V255H140ZM172 256H171V259H172ZM229 256H230V254H229ZM241 256V255H240ZM244 256H243V258H244ZM80 257H81V255H80ZM157 259H159L157 256H155ZM165 257V256H164ZM163 257V258H164ZM237 257V256H236ZM236 257H231L230 256V258H235L236 259ZM255 257H257V256H255ZM254 257V258H255ZM64 258V257H63ZM93 258H95V257H93ZM144 258H140L141 260L142 259H144ZM156 258H154L153 256H152V258L150 259V261L153 259V261H155V263L156 264H160V263H158V262H160L161 260H158V262L156 261ZM175 258L174 259H172V260H175ZM180 258V257H179ZM225 258V257H224ZM228 258V257H227ZM229 258V259H230ZM240 257H238L237 259H239ZM250 258H252L253 259V257H250ZM62 259V258H61ZM72 259V258H71ZM83 259H84V257H83ZM82 259V260H83ZM96 259H92L91 261L92 262H98V260H96ZM124 259V258H123ZM139 259V260H140ZM145 259V260H146ZM155 259V260H154ZM161 259H162V257H161ZM228 259V260H229ZM236 259V260H237ZM251 259V260H252ZM258 259V258H257ZM73 260V259H72ZM76 260V259H75ZM94 260V261H93ZM124 260H126V259H124ZM163 260H165V258L163 259ZM175 260V262H176V264H177V261H180L179 259L176 261ZM185 260V261H186ZM234 261L233 262V260H232V264H243V263H246L245 261H240V260H237V261ZM1 261V260H0ZM10 261V260H9ZM67 261H69V260H67ZM74 261V260H73ZM99 261H100V259H99ZM152 261V262H153ZM168 261V260H167ZM167 261H165V262H167ZM185 261H182L184 264H186L185 263ZM189 261H187V262H189ZM229 261H231V259L229 260ZM262 261V260H261ZM15 262V261H14ZM20 262H21V260H20ZM24 262V261H23ZM76 262V261H75ZM74 262V263H75ZM95 262V263H96ZM123 262V263H122ZM143 262V261H142ZM151 262V263H152ZM181 262V261H180ZM180 262H178L179 264H180ZM222 262H221V264H222ZM11 263H12V260H11ZM19 263V262H18ZM60 263V262H59ZM63 263V262H62ZM65 263V262H64ZM71 263H72V261H71ZM73 263V264H74ZM80 263H81V261H80ZM144 263V262H143ZM147 263H148V261H147ZM154 263V264H155ZM167 263H169V262H167ZM183 263H181V264H183ZM191 263H189V264H191ZM225 263V262H224ZM247 263H249V262H247ZM250 263H251V261H250ZM254 263V262H253ZM0 264H2L1 262H0ZM7 264H8V262H7ZM9 264H10V262H9ZM15 264V263H14ZM45 264V263H44ZM78 264V263H77ZM92 264H94V263H92ZM97 264V263H96ZM134 264V263H133ZM145 264V263H144ZM148 264H150V263H148ZM173 264H175L174 263V261H173ZM188 264V263H187ZM230 264V263H229ZM252 264V263H251ZM264 264V263H263Z\"/></svg>",
    "mask_w": 264,
    "mask_h": 264
},
{
    "label": "water",
    "instance_id": "water-1",
    "mask_svg": "<svg viewBox=\"0 0 264 264\" xmlns=\"http://www.w3.org/2000/svg\"><path fill=\"white\" fill-rule=\"evenodd\" d=\"M84 0H76L75 3L71 6L70 9H68V11H66V13L61 17V19L59 20V26L62 30V32L64 33V35L66 36V41H67V45H68V50H69V55L72 61V65L73 68L75 70V73L79 79V82L81 84V87L84 91V93L87 96V99L89 101L90 107L92 109V113H93V131L91 134V138H92V143H93V149H94V153L97 159V162L99 163L100 167L102 168L103 172L105 174H107L111 179L115 180L116 182H118L121 187L125 190V192L127 193V195H129L132 199H134L135 201H137L141 207L155 220V222L161 226L164 230L168 231L171 234H174L176 236H178L181 241L183 242V244L185 245V247L191 252L193 253L195 256H197L203 264H211L209 259L207 258V256L199 249H197L191 242V240L189 239V237L179 228L174 227L172 225H170L169 223H167L151 206L150 204L147 202L146 198L136 192L130 181L121 173L113 170L112 168H110L108 166V164L106 163L102 152H101V147H100V139H99V130H100V113H99V109L97 106V103L95 102V99L91 93V90L89 89L83 74L81 73V70L79 68V65L77 64V61L75 60V55L73 53V46H72V42H71V37H70V33L69 30L67 28V20L72 16V14L79 8V6L83 3ZM40 125L43 126L45 128V130L47 131L50 140L53 144V147L57 153V156L59 158V161L65 171V174L70 182L71 187L73 188V191L75 192V195L79 201V204L83 210V213L85 215V217L88 220V223L98 241L99 246L101 247L104 256L106 257L107 261L109 264H115V262L113 261V258L107 248V245L105 244V241L103 240V237L99 231V228L97 227L91 212L89 211V208L87 207V204L85 202V199L83 198V195L81 194V191L79 190V187L65 161V158L63 157V154L61 153L59 146L57 145V142L54 139V136L52 134V132L49 130V128L41 123H30V122H23V121H19V122H1L0 125H8V126H27V125Z\"/></svg>",
    "mask_w": 264,
    "mask_h": 264
}]
</instances>
